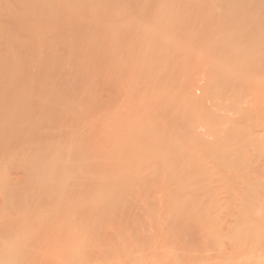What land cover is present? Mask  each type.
<instances>
[{
	"label": "rangeland",
	"instance_id": "374dc122",
	"mask_svg": "<svg viewBox=\"0 0 264 264\" xmlns=\"http://www.w3.org/2000/svg\"><path fill=\"white\" fill-rule=\"evenodd\" d=\"M22 1H24V0H0V78H1V80H0V92H2V93H0V124H2L0 127H1V129H0V187L2 188H0V203H2V200H3V197H1V196H3V194L5 193V194H7V193H9L10 194V198L11 199H13V200H11V202L13 203V204H17L18 203V205H16L17 207L18 206H20L18 209H19V211L21 212H16L18 209H17V207L15 208V205H14V207H12V215L13 216H16V213H20V214H23L22 212H25V214H27V215H25L26 217H28L29 219H30V217H31V211H32V209L31 208H33L34 206H35V204H37V202H38V200H41L40 198V196H39V198H37L38 196L37 195H40L39 193L41 192V189H36V192L34 191V188H31L32 187V182L28 179L27 180V178H28V171H29V169H30V166H29V164H28V162L26 163V161H28L29 160V158H30V160L32 159V158H35V157H37V156H40L41 155V153H42V151H43V149L42 148H45V147H47V148H49L50 150H53L54 152H55V154L54 153H52V152H50L52 155L51 156H53L54 158H53V160L54 159H58L59 161H63V163H65V165H66V168H67V172H74V170H76L78 173L76 174L77 176H75L76 177V179H77V177H78V179H77V183H79V182H87V180L89 179V182H91L92 181V183L93 182H95L96 180H92V178L93 179H95V178H99V175L101 174H103V176H105L106 178V180L107 179H109V180H111L110 182L113 184V185H116V187H118V191L119 192H115L114 191V194H116L115 196H121V195H124V197H122V198H124V199H126V200H124V202L122 203V204H124V207H121V208H119L118 206V204L117 203H115V207H114V211H113V213L114 214H112V216H111V220H110V223H111V226H112V223H113V227H111L109 224H108V228H110L111 230L112 229H116V228H118V226L120 225L119 224V222H120V220H121V216H123L124 215V211L126 212V211H128V214H130L129 215V222L130 223H128L127 224V226H126V229H127V233H128V235L127 234H124V229H125V227H123V232L122 231H120L119 233L118 232H116L115 234L112 232H108V234L107 233H104L103 234V237H101V239L103 238V239H105V241H107L108 242V237H110L111 235L112 236H114V238H115V241H114V238H113V243L115 242V245H119L120 246V244H121V246L123 247V249L124 248H126V247H128V246H131L132 248L135 246V245H137V244H142V241H143V239L146 237L147 239H148V237L149 238H152V236L153 235H155V236H153V238L152 239H154V238H156V240H158V241H160V239L161 238H158V237H160V236H158V234H157V232L159 231V229H157L159 226H158V224H156V222L157 223H159V220H157L158 218H160V216H161V219L163 218V217H167L168 216V214H169V212H170V208L171 207H169V206H172V204H174L175 202H176V204H175V206L177 207V209L179 210L178 212H179V218H180V222L181 223H179V224H182L181 225V229L182 228H184V226L186 225L187 226V224H188V220H186L187 218V214H189V213H191V212H189V211H195V206H194V204H195V201H196V199H198L199 198V196L200 195H198L199 193H201V188H199L200 187V185L198 184L200 181H203V180H205V181H203L204 183H208V184H210L211 186H213L214 185V183H212V182H209V178H208V176L210 175V173L208 172L209 171V169L208 168H211L213 165L212 164H215V163H213V160L216 162L218 159V161H219V163L221 162H224V163H227V164H230L232 161L233 162H235V164H234V167L236 166V164H237V168H240V166L241 167H244V168H252L251 166H253V168L254 167H261L262 165H263V163H264V126H262V123H263V125H264V121L263 122H258V117H259V115H260V113L263 111V108L264 107H262V109L260 108L261 106L259 105L260 103L258 102L259 100H261V99H263L264 100V88H262L263 86H264V73H263V70L264 69H262L263 67H264V59H263V56H264V52H262V53H260L263 49L262 48H264V46L263 47H261V51L259 50V54H253V57L252 56H250V57H248V56H244V57H242L241 56V62H243V63H241L240 64V70H242V71H240V72H242L241 74H240V72L238 73L237 72V76H239V78H244L245 80H241L240 79V81H239V85H240V82H241V86H242V82L244 83V81H245V83L243 84V87H247V88H242L241 86H240V88H242L241 90H238V92L239 91H241L242 92V94H244V95H246V96H244V95H242L240 92H239V94H241V97L239 96V94H238V98L240 97L241 99H239V101H240V103L241 102H243V103H241V106H243V105H246L245 107L246 108H244V110L246 109V112H247V110H248V112H249V110H250V112H253V116L254 117H250L251 119H253L254 118V120H251V119H248V117L247 116H249L248 114L247 115H244V113H246L244 110H243V107H239V105H238V109L237 108H234V106H232V101H231V97H232V94H230L231 92L229 91L228 93H227V95L228 94H230L231 95V97H230V95H228L229 96V98H230V100H229V98H228V96L224 93V90L222 91L224 94H222L223 95V97H221V94H219L220 96H218V97H221V98H224V100L223 99H219V101H218V98L216 97V99L217 100H215V98H210V95H208L209 96V98H208V96L206 95V93H208L207 91L205 92L203 89H202V86L203 87H205V84H207V82H208V79H207V76H209L210 75V71H211V68H213V64L216 62V63H218L219 65H223V68L226 70L227 69V71H228V69L230 68H228L227 67V65H229V66H231V63L230 64H228V61L226 60V61H223L222 62V60H215V58L217 59L218 58V55L216 54L215 55V51L213 50V48H214V43H216V41L218 42V40L219 41H222V40H225V41H222L223 43V45L226 47V45L228 46V45H232V44H234V43H236V44H238L239 42H242V38H241V35H240V38L242 39L241 41H239V34L238 33H240V32H238L237 34H238V36H237V34H236V32H233L232 34H230V29L231 28H229V27H226V26H228V25H224L226 28H222V27H220V25L222 24V22L223 23H225L224 21H222L223 20V18H221L220 17V15L218 16V15H216V14H225V12H224V10H225V8L227 7L228 8V10L229 9H231V12H229L228 10H225L226 11V14H225V16L227 15V13L229 12V14L230 13H232L233 12V10H232V8L234 9V7L232 6L233 5V2H234V5L235 4H237V6H239V7H237V8H248V12L249 13H247V12H244L245 14H250V13H252V14H255L256 13V15L258 16H256L257 17V19H259L258 20V22H260L262 19H263V17H264V15H262V13L264 12V0H233V1H231V0H220V2H219V0H87V1H85L84 0V2H83V0H63V2H65V5L66 6H64L63 4V2H62V5H63V7H62V5H61V7L64 9V7H65V9H66V7H68L67 9H69L70 10V8H72V7H70V4L72 3V5H74V8H77L75 5H77L78 6V4L79 3H81L80 4V6H78L79 8H77V9H75V10H77L75 13H79L80 11H81V9H82V14H84V16H86V18H84V16H83V18H82V16L80 17V15L81 14H79V15H77V14H75V13H73V14H75V15H72L71 14V17H73V19H75V18H78L79 20H77V19H75V20H77V21H71L72 22V24L73 23H76V22H80V20H82V19H84V20H82L80 23H78V24H80V25H78V24H76L75 25V27H74V25H72V24H67L66 22H64V24L66 23L67 25H64V24H61L59 21H60V19H58L57 17H59L58 15H60V13H61V11H60V13H59V10H58V15L55 17V18H57V22H56V20L54 19V17L52 18L51 17V20H53L54 19V22L55 23H60V27L57 25V24H54V22L53 23H50V25L47 23V25H46V22L45 23H42V30L44 29V27L45 26H43V24L44 25H46V27H45V29H46V31H45V29L43 30V31H41V28H40V26H38V27H36L35 25H32V26H34L33 28H31V26H29V25H31V22H32V20H29V19H31V17H33V21L35 20L34 18H36V21L38 22V23H40V25H41V22H43L42 20H39V19H37V17L35 16V15H38L39 13H41V12H39L36 8L37 7H43L42 5H41V2H40V4H38V6H37V3H38V1H42V3H43V5H44V3H48V4H50L49 6H50V8H52V9H49V12H50V10L52 11L53 9H54V11H55V9L56 8H53V7H60L58 4L61 2V0H60V2H58V4H57V0H25V2H22ZM59 1V0H58ZM70 1H71V3H70ZM93 1V2H92ZM98 1H100V3H98ZM105 1V2H104ZM106 1H108V3L106 2ZM114 1V2H113ZM121 1V2H120ZM130 1V2H129ZM157 1H158V3L159 4H162L161 6H159V7H161V8H159L158 10H156L157 11V13L155 12V2L157 3ZM180 1V2H179ZM204 1V2H203ZM28 2V3H27ZM30 2V3H29ZM32 2V3H31ZM34 2H37V3H34ZM56 2V3H55ZM78 2V3H77ZM101 2H103V3H101ZM120 2V3H119ZM129 2V3H128ZM132 2V3H131ZM136 2V3H135ZM138 2V3H137ZM177 2V3H176ZM184 2H186V3H184ZM207 2V3H206ZM221 2H223V3H221ZM237 2V3H236ZM248 4H247V3ZM254 2V3H253ZM24 3V5L26 6H24V5H22ZM34 3V4H33ZM86 3V4H85ZM96 3H98L97 4V6H96ZM106 3L108 4V5H112V6H109V8L110 9H108V6L106 5ZM122 3H124V4H122ZM146 3V5H144ZM149 3L151 4V5H149ZM156 4V5H159V4ZM188 3V4H187ZM225 3V4H224ZM232 3V4H231ZM252 3V4H251ZM263 3V7L262 6H260L261 4ZM30 4V5H29ZM32 4V5H31ZM36 4V5H35ZM56 4H57V6H56ZM115 4V5H114ZM193 5V6H191L190 8L191 9H189V6L190 5ZM231 4V7L229 6ZM247 4V6H245ZM29 5V6H28ZM35 6V8H34V6ZM40 5V6H39ZM68 5V6H67ZM87 5V6H86ZM102 6L103 5V8L102 7H98V6ZM121 5H123V7H121ZM143 5L145 6L144 8H143ZM167 5V6H166ZM189 5V6H188ZM214 5V6H213ZM241 5V6H240ZM250 5V6H249ZM259 5V6H258ZM33 6V8L35 9V10H37L38 12V14H35L34 16H33V14L36 12V11H34V9H33V12L31 11V10H28V7H30V9H32L31 7ZM37 6V7H36ZM91 6V7H90ZM95 6V7H94ZM120 6V8H118ZM134 6V7H133ZM137 6V7H136ZM149 6H150V9H148L149 8ZM153 6V7H152ZM155 6V7H154ZM201 6V7H200ZM250 7V9H249V7ZM257 6L259 7V9L257 8ZM47 7V6H46ZM70 7V8H69ZM82 7V8H81ZM85 9H84V8ZM113 7H115V8H113ZM140 7V8H139ZM158 7V6H157ZM172 7V9H170V8ZM177 7H178V9H177ZM220 7V8H219ZM223 9H222V8ZM230 7V8H229ZM235 7V8H236ZM22 8V9H21ZM26 8H27V10H26ZM49 8V7H48ZM96 8V9H95ZM101 9L100 11H99V9ZM104 8H106V9H104ZM121 8H123L122 10H121ZM134 8V9H133ZM143 8V9H142ZM146 8H147V11H146ZM169 10H168V9ZM209 8V9H208ZM226 8V9H227ZM24 9V10H23ZM39 10H40V8H38ZM59 9H61V8H59ZM63 9H61V10H63ZM67 9L65 10L66 12H67ZM73 9V8H72ZM94 11H93V10ZM98 9V10H97ZM111 9H112V11H111ZM139 9H142V10H140L139 11ZM165 9V10H164ZM202 9V10H201ZM217 9V10H216ZM243 9V10H244ZM251 9H253V10H251ZM263 9V10H262ZM41 10H42V8H41ZM45 9L43 8V10H42V12L44 11ZM84 10H86L85 12L87 13H85V12H83ZM126 10V11H125ZM131 10L133 11V13L131 12ZM144 10V11H143ZM149 10H152V11H150L149 12ZM221 10V11H220ZM237 10V9H236ZM235 10V11H236ZM240 10H242V9H240ZM242 10V11H243ZM246 10V9H245ZM244 10V11H245ZM257 10V11H256ZM25 11H30V14L32 15V16H30L29 17V14H28V12H25ZM47 11V9L45 10V12ZM53 11V12H54ZM64 11V10H63ZM72 11H74V9L73 10H71L70 11V13H72ZM87 11H89V12H87ZM107 11V12H106ZM119 11V12H118ZM142 11V12H141ZM193 11H195L194 13H193ZM228 11V12H227ZM238 11V10H237ZM253 11V12H252ZM255 11V12H254ZM258 11H259V14H258ZM56 12V11H55ZM98 12H100V15H98L99 13ZM104 12H105V15L103 16L102 14H104ZM117 12H118V14H117ZM125 12V13H124ZM127 12V13H126ZM141 13V14H137V13ZM152 12H154V14H152ZM161 12V13H160ZM181 12V13H180ZM189 12L190 13H192V15L191 14H189ZM203 12V13H202ZM223 12V13H222ZM262 12V13H261ZM51 13L52 12H50V13H48V15L50 16L51 15ZM89 13V14H88ZM90 13H91V15H95L96 16V13H98L97 15H98V18L97 17H95L96 19H94V17L92 18V17H90ZM107 13V14H106ZM116 13V14H115ZM131 13V14H130ZM149 13H150V15H149ZM177 13V14H176ZM27 14V15H26ZM43 14H45L46 16H48L46 13H42V16H44ZM54 14V13H53ZM67 14V13H66ZM124 14V15H123ZM126 14V15H125ZM135 14V15H134ZM137 14V15H136ZM160 15L159 17H161L162 16V18L164 19V23H163V25H165L164 26V29L162 30V32L164 33V34H166L167 36H168V39L167 40H165L163 43H161L160 45H158L159 43H157L156 45L158 46V49L159 50H163V49H165V46L167 47V50L168 49H173L174 50V48H175V50L176 51H179L180 49H182L183 50V55L181 56V54H180V58H178V57H176L179 61L177 62L176 61V69L178 68V79H180L179 81L176 79V76L174 75V74H172V73H170L171 71H174V70H171V69H169L168 67H170V68H172L169 64H168V67H167V65H165V69H169V74H170V77H169V74L168 73H165L166 75H163V76H166L165 77V80H167L166 82H167V85H168V87H169V89L171 88L172 90L173 89H178L177 91H179L181 88H179V87H182V88H185L186 89V86L184 87V85H183V82L185 83V80L184 81H181L182 80V76H183V78H185V76L187 75V72H189V71H191L192 73H194V77L196 78V80H197V87H200V88H196L195 89V87H194V89L195 90H193V88H192V95H200V97L203 95V94H205L206 96V98H204V99H202V97L200 98L199 96V101H196L195 102V97H197V96H194V98H192V96H191V94H189L188 95V93H187V91L189 90H187L186 89V91H185V89H184V92L186 93V95H188V96H186L185 94H183V91L182 90H180L178 93L179 94H181V95H179V94H177V91H176V97H175V94H174V92H175V90H174V92L173 91H168V92H166L168 89V87H167V85H165V87L163 88L162 87V89L164 90L165 89V91L164 92H162V90H161V86H159L160 87V89L159 88H157V89H155L154 88V86H152L153 84H151V83H149V81L147 80V81H144V79L142 80V76L144 77V76H146L145 74H143V73H147V71L145 70V72L143 71V73L140 71V73H142V74H140V73H138V74H140V76L138 75V77L137 76H135L134 77V75H133V73L135 74L136 73V71L137 70H140L139 68H142V67H139V68H137V70H135V72H133L134 71V68L132 67L133 65H134V61L132 62V61H130V60H135V58H141V57H145V53L147 54V50H151L150 48H152V50H156L155 49V47H156V45H154V44H152V43H156V42H146V37H145V42L143 41V39H144V37H143V34H141V33H138V35H137V37H136V35H134V33H136L135 32V30L136 29H139L138 27L140 26V30H144L146 33H144V34H146L147 35V33H149V31H151V34L153 33L152 31L155 29V27L153 26V24H152V22H150L149 21V19H151V17L149 18V16H152V17H154L155 15ZM170 14V15H169ZM179 14V15H178ZM195 14V15H194ZM216 16H215V15ZM223 14V15H224ZM227 15L226 17L228 18V19H230L229 17H232L231 15L233 14H231V15ZM237 14H242V13H237ZM251 14V15H252ZM264 14V13H263ZM26 15V16H25ZM55 15V14H54ZM62 15H65V12H64V14H62ZM62 15H60V17H62ZM68 15V14H67ZM67 15H65V18H68V20L71 18L69 15L67 16ZM87 15H88V17H89V19H87ZM102 15V17L100 18L99 16H101ZM115 15H117V16H115ZM119 15V16H118ZM121 15H123V16H121ZM129 15V16H128ZM138 15H141V16H139V17H137ZM143 15V16H142ZM146 15V16H145ZM194 15V16H193ZM202 15V16H201ZM223 15H221L222 17H223ZM244 15V14H243ZM260 15V16H259ZM262 15V16H261ZM29 18H28V17ZM38 16H40V15H38ZM46 16H44L45 18H46ZM49 16H48V18H49ZM53 16V15H52ZM67 16V17H66ZM75 16V17H74ZM115 16V17H114ZM179 16V17H178ZM192 16V17H191ZM207 16V17H206ZM210 16V17H209ZM234 16H237V17H235L236 19L238 18V15H236L235 14V12H234ZM246 16V15H245ZM248 16H250V15H248ZM254 16V15H253ZM253 16H251V19H252V17ZM64 17V16H63ZM81 19H80V18ZM104 17V18H103ZM118 17H120L119 19H118ZM123 17V18H122ZM126 17V18H125ZM133 17H135L134 19H138V18H143V19H145L144 21H143V19H140V20H142L143 22L141 23V21L140 22H138V21H136L135 23L133 22L134 21V19H133ZM137 17V18H136ZM174 17V18H173ZM195 17V18H194ZM206 17V18H205ZM212 17V18H211ZM214 17H215V21H213L214 20ZM28 18V19H27ZM64 18V19H65ZM93 19V20H91V19ZM128 18H129V20H128ZM204 18V19H203ZM207 18H208V20H209V24H208V20H207ZM209 18H211V20L209 19ZM220 19V20H218V19ZM225 18V17H224ZM262 18V19H261ZM44 19V18H43ZM63 19V18H62ZM85 19H87V21L85 20ZM101 19V20H100ZM107 19V20H106ZM118 19V20H117ZM169 19L171 20V21H169ZM198 19V21L196 22V20ZM200 19V20H199ZM203 19V20H202ZM45 20H47V18L46 19H44V21ZM68 20H66L65 19V21H68ZM70 20H72V19H70ZM69 20V21H70ZM90 22H89V21ZM98 20H100V21H98ZM113 20V21H112ZM116 20V21H115ZM121 20V21H120ZM127 20V22H130L131 23V25H132V30H134V28H135V30H134V33L132 32V33H130V34H127V33H125V30L123 29L124 28V22ZM179 21V24H178V21ZM183 20H186V21H183ZM193 20V21H192ZM225 20V19H224ZM252 20H254V18L252 19ZM29 21H31L30 22V24H29ZM35 21V22H36ZM84 21V22H83ZM86 21V22H85ZM112 21V22H111ZM172 21H173V24H172ZM175 21V22H174ZM201 21V22H200ZM221 22V24H216V23H220ZM230 21H231V19H230ZM254 21H256V19L254 20ZM35 22L33 23L32 22V24H35ZM49 22V21H48ZM83 22V23H82ZM96 22V23H95ZM98 22V23H97ZM106 22V23H105ZM111 22V23H110ZM123 25V28H122V26H121V24ZM138 22V23H137ZM146 22V23H145ZM166 22V23H165ZM204 22V23H203ZM205 22H206V24H205ZM213 22H214V25H216V27H219V28H215V26H213ZM227 22V21H226ZM229 22V21H228ZM257 22V23H258ZM85 23H87V24H85ZM88 23H90V24H92V25H90L89 24V26H88ZM134 23V24H133ZM198 23H199V26H198ZM200 23H202V25H203V27H201L200 26ZM211 23H212V26H210L211 25ZM37 24V23H36ZM99 24H101V25H99ZM111 24H112V26H111ZM114 24V25H113ZM119 24V25H118ZM191 24H192V26H191ZM207 24H208V27H209V29H208V27L206 28V26H207ZM262 24V23H261ZM29 26V28L31 29H29L28 28V26ZM52 25H56L59 29H61V27H63L62 29H64V30H58L57 28V30L58 31H62V33H61V35L60 36H62V38L64 37V35L63 34H65L66 32H67V30H68V27H71V25L73 26V28H75L76 30H77V28H78V30H77V32L79 31V35L78 34H76L77 32H74V30L73 31H71V32H73L71 35H77V37H75V36H72V38H74V39H76V38H79V39H76V41L74 40V43H73V40H72V38H69L72 42L70 43V44H77V45H80V46H77L76 45V47L75 48H77V49H74L73 51H74V53L75 54H77V55H75L74 56V53H73V51L71 52V54H72V56H74L73 58H74V62H73V64H71V61H72V59L69 61H67V62H69L68 64L70 65H66L67 66V68H66V66H65V68L66 69H68L69 68V70H68V72L69 73H67V71H66V69H65V71L66 72H62V70H61V68H57V67H55L56 65H58V64H60V62H59V60H58V52L57 51H59L62 47H63V44L64 43H62L64 40L66 41V39H68V37H69V35L67 34V37H66V34H65V37L61 40L60 39V36H58V34H60V32H58L57 33V30H54L55 29V26H54V28L52 27ZM82 25V26H81ZM95 25V26H94ZM99 25V26H98ZM137 25H138V27H137ZM184 25V26H183ZM189 25V26H188ZM198 27H197V26ZM219 25V26H218ZM252 25V24H251ZM258 25V24H257ZM264 25V24H263ZM27 26V27H26ZM47 26H50L51 28H52V30L53 31H55V33L57 34V36L58 37H55L59 42H60V44L58 43V41L56 42V44L58 43V45H56L58 48H59V50H57V49H55L56 47L54 46V49L55 50H53V51H56L58 54H57V57H56V53L55 52H50V48H48V51L46 50V47L49 45L48 43L50 42V39H51V37L50 36H52L51 34L49 35V31H47V30H49L50 29V27H48L47 28ZM81 26V27H80ZM109 26V27H108ZM167 26V27H166ZM169 26V27H168ZM172 26H173V28H172ZM178 26V27H177ZM205 26V27H204ZM253 26V25H252ZM25 27V28H24ZM65 27H66V29H65ZM77 27V28H76ZM105 27V28H104ZM118 27V28H117ZM142 27V28H141ZM146 27V28H145ZM199 27H201V28H199ZM248 27V26H247ZM251 27V26H250ZM256 26H254V28H255ZM258 27H260L261 28V26H258ZM257 27V28H258ZM40 28V29H39ZM80 28H82V29H80ZM94 28V29H93ZM97 28V29H96ZM98 28H99V31H98ZM253 28V27H252ZM259 28V29H260ZM29 29V30H28ZM71 29H72V27H71ZM70 28H69V30H71ZM92 29V30H91ZM110 31H112V32H109V30ZM114 29L116 30V31H114ZM150 29V30H149ZM171 29V30H170ZM191 29V30H190ZM197 29H198V31H197ZM201 29V30H200ZM248 29H250V28H248ZM256 29V28H255ZM263 29H264V26H263ZM33 30V31H32ZM40 30V31H39ZM66 30V32H64ZM75 30V31H76ZM117 30H118V32L119 33H124L125 34V37H126V35H127V37H128V35H132V37H134V38H136V39H138L139 38V40L141 39V43L139 42V40L137 41V40H135V42L133 43L134 45H131V40H134V38L132 39H128V40H125L126 38L124 37V38H122L121 36H120V38H121V41H118V39L120 40V38H119V35L120 34H118V39H117V37H116V35H117ZM122 30H124V31H122ZM147 30V31H146ZM179 30V31H178ZM205 30V31H204ZM207 30H208V32H207ZM258 30V29H257ZM256 30V31H257ZM261 30V29H260ZM93 32V33H91V32ZM95 31H96V33H98V34H96L95 33ZM102 31V32H101ZM106 31L108 32V33H110V34H108V33H106ZM167 31V32H166ZM175 31V32H174ZM201 31H203V32H201ZM210 31V32H209ZM221 31V32H220ZM225 31V32H224ZM251 31V30H250ZM253 31V30H252ZM264 30H262V32H263ZM64 32V33H63ZM70 31H68L67 33H69ZM102 34H101V33ZM106 33V35H105V33ZM113 32H114V34H113ZM177 32V33H176ZM244 32V31H243ZM243 32H241V34L243 33ZM258 32V31H257ZM261 32V31H260ZM51 33H52V31H51ZM54 32L52 33V34H54V36H56V34H55ZM75 33V34H74ZM80 33H83L84 34V37L82 36L83 34H81L80 35ZM88 33V34H87ZM104 33V34H103ZM111 33H112V36H111ZM172 33V34H171ZM186 33V34H185ZM222 33H223V35H222ZM246 33V32H245ZM264 33V32H263ZM263 33H260L259 34V37L257 36V38H259L260 39V41H261V38L264 36L263 35ZM101 34V35H100ZM123 34V35H124ZM150 34V33H149ZM148 34V35H149ZM202 34V35H201ZM208 34V35H207ZM220 34V35H219ZM253 34V33H252ZM252 34H250V36H253ZM254 34H255V32H254ZM71 35H70V37H71ZM87 35L88 36H90V38H92V40H90V38L89 37H87ZM94 35V36H93ZM95 35H96V37H95ZM103 35V36H102ZM105 35V36H104ZM109 35L112 37H109ZM212 35H214V36H212ZM233 35H234V37H233ZM257 34H255V36H256ZM260 35H262L261 37H260ZM47 36H49L50 38H47V39H45V37H47ZM54 36H52V38H54ZM93 36V37H92ZM99 36H101L102 37V39L100 40L98 37ZM113 36H115V37H113ZM129 36V37H130ZM139 36V37H138ZM174 36V37H173ZM228 36V37H227ZM244 36H246V35H243V37ZM248 36V35H247ZM246 36V37H247ZM83 37V38H82ZM100 37V38H101ZM104 37V38H103ZM128 37V38H129ZM170 37V38H169ZM59 38V39H58ZM66 38V39H65ZM86 38V39H85ZM89 38V39H88ZM94 38V39H93ZM97 38V39H96ZM106 38H111V39H106ZM114 38H115V40H114ZM251 38V37H250ZM254 38V37H253ZM252 38V39H253ZM67 40L68 42H70V40ZM81 39H84L85 41V44H88V46L87 45H85L82 41H81ZM87 39L88 40H90L91 41V44H92V46L90 45V42H88L87 41ZM97 41H96V40ZM190 39V40H189ZM222 39V40H221ZM229 39V40H228ZM236 39V40H235ZM245 39H247V38H245ZM256 39V38H255ZM264 39V37L262 38V40ZM53 40V43H52V41L50 42L51 43V45L52 44H54V39H52ZM105 40V41H104ZM110 40V41H109ZM117 40V41H116ZM122 40H125L126 42H129V44L131 45V48H130V52H128V50L126 51V49L125 48H127V46L126 45H128V43H125V41H122ZM236 42H235V41ZM248 40V39H247ZM246 40V41H247ZM250 40V39H249ZM62 41V42H61ZM79 41H81V43H83L82 44V46H81V44L79 43L78 44V42ZM108 41V42H107ZM147 41H150V40H147ZM175 41V42H174ZM178 41V42H177ZM181 41V42H180ZM203 41V42H202ZM232 41V42H231ZM237 41H239V42H237ZM68 42H65V43H67L68 44ZM98 42V43H97ZM101 42H102V44H101ZM118 43V45H117V43ZM120 42H122V43H120ZM137 42V43H136ZM139 42V43H138ZM143 42L145 43V44H143ZM169 42V43H168ZM188 42V43H187ZM229 42V43H228ZM234 42V43H233ZM264 42V40L262 41V43ZM94 43H95V45H94ZM107 43V44H106ZM110 43V44H109ZM113 43V44H112ZM150 43V44H149ZM176 43V44H175ZM196 43V44H195ZM226 45H225V44ZM257 43V42H256ZM261 42H259V44H260ZM45 44H46V47H45ZM48 44V45H47ZM66 44V46L68 47V48H70V44H68L67 45ZM72 44V45H73ZM101 44V45H100ZM115 44V45H114ZM135 44H137V45H135ZM152 44V45H151ZM166 44V45H165ZM167 44H168V46H167ZM50 45V47L52 48V46ZM59 45H62V47L60 46L59 47ZM97 45H100V47L102 48H99V46H97ZM108 45V46H107ZM114 45V46H113ZM117 45V46H116ZM147 45V46H146ZM155 46V47H152V46ZM171 45H173V46H171ZM210 45H211V47H210ZM65 46V45H64ZM84 46V47H83ZM86 46V47H85ZM96 46V47H95ZM133 46V47H132ZM137 46V47H136ZM146 46V47H145ZM170 46V47H169ZM193 46V47H192ZM212 46H213V48H212ZM239 45H237V47H238ZM262 46V45H261ZM45 47V48H44ZM74 47H72L71 46V48H74ZM80 48V51H85V52H80L79 51V53H76V52H78L77 50H79V48ZM81 47L84 49V50H82L81 49ZM89 49H88V48ZM91 47V48H90ZM113 47V48H112ZM119 47V48H118ZM122 47V48H121ZM130 47V46H129ZM129 47H128V49H129ZM164 47V48H163ZM173 47V48H172ZM177 47H179V48H177ZM64 48V47H63ZM85 48H86V50H85ZM98 48V49H97ZM110 48H112V49H110ZM117 48V49H116ZM145 48V49H144ZM154 48V49H153ZM101 49V50H100ZM120 49L122 50V51H120ZM135 49H137V52H136V50ZM142 49V50H141ZM188 49V50H187ZM191 49V50H190ZM258 49H259V47H258ZM65 51L66 50H68V49H64ZM75 50H76V52H75ZM91 50H93V51H91ZM97 50V51H96ZM113 50V51H112ZM138 50L140 51V53L138 52ZM166 50V49H165ZM48 53H46V52ZM63 50L61 49L60 50V52H62ZM65 51H63V54H64V52ZM69 51H71V49H69ZM87 51V52H86ZM115 51H116V53H115ZM169 51V50H168ZM187 51V52H186ZM207 51H209V52H207ZM214 51V52H213ZM264 51V50H263ZM5 52H6V54H8V57L9 58H7V56L5 55ZM92 52H94V53H92ZM97 52V53H96ZM99 52H101L100 54H99ZM107 52H109V53H107ZM122 52V53H121ZM125 52V53H124ZM128 52V53H127ZM132 52V54H129V53H131ZM180 52H181V50H180ZM224 52V51H223ZM36 55H35V54ZM40 53V54H39ZM45 53V54H44ZM55 54V59H57L58 60V62L59 63H57V61L55 60V59H53V54ZM88 53V54H87ZM96 53V54H95ZM111 53H113V54H111ZM126 53H127V55H126ZM144 54L143 56H141L142 54ZM214 53V56L212 55ZM216 53H218V52H216ZM256 53H258V52H256ZM11 54V55H10ZM35 56H34V55ZM79 54V55H78ZM86 54V55H85ZM99 56H98V55ZM102 54H103V56H102ZM121 54H123V56L121 55ZM221 54H223V53H221ZM252 53H250V55H251ZM2 55H4V56H2ZM49 55H51V56H49ZM60 56L62 55V53L61 54H59ZM81 55V57H79ZM89 55H90V57H89ZM96 55L98 56V57H96ZM101 55V56H100ZM115 55H117V56H115ZM137 57H136V56ZM224 55H225V52H224ZM256 55H258V56H256ZM30 56H32L31 58H30ZM77 56V57H76ZM107 56H109V57H107ZM110 56H112V57H110ZM113 56H115V57H113ZM118 56H119V58H118ZM121 56V57H120ZM130 58H129V57ZM133 56H135V57H133ZM211 56H213V57H211ZM221 56V55H220ZM260 56H262V58L260 57ZM11 57H13V58H11ZM40 57H42V58H40ZM50 57H52V58H50ZM76 57V58H75ZM83 57V58H82ZM94 57L95 58H97V59H95L94 60ZM102 57H103V59H102ZM159 57H160V55H159ZM193 57H194V59H193ZM208 57V58H207ZM215 57V58H214ZM258 59H257V58ZM37 58H38V60H37ZM40 58V59H39ZM47 58H48V60H47ZM60 58V57H59ZM90 60H89V59ZM100 58V59H99ZM105 58H107V60L105 59ZM188 58V59H187ZM214 58V59H213ZM220 58V57H219ZM222 58H224V57H222ZM7 59V60H6ZM14 59V60H13ZM51 59V60H50ZM85 60V63L83 62L84 60ZM110 59H112V60H110ZM184 59H185V61H184ZM210 59H211V61H210ZM252 60V61H250V60ZM12 60V61H11ZM41 60H44V61H42V63L40 62ZM76 60V61H75ZM82 60V61H81ZM86 60H87V62H86ZM100 60H102V61H104V64L100 61ZM105 60H106V62H105ZM110 60V61H109ZM123 60V61H122ZM126 60H128L129 61V63L126 61ZM187 60V61H186ZM202 60V61H201ZM207 60V61H206ZM244 60H246V61H244ZM261 60H263V61H261ZM48 61V62H47ZM51 61V62H50ZM54 62V64H53V62ZM88 61H90V62H88ZM96 63H95V62ZM98 61H100V62H98ZM125 61V62H124ZM204 61V62H203ZM212 61H213V64H212ZM215 61V62H214ZM251 63V66H249L250 65V63ZM5 62V63H4ZM8 64H7V63ZM15 62H16V64L18 65L19 63V65L21 66V68L20 67H18L17 65H15ZM39 62V63H38ZM46 62V63H45ZM78 62H79V64H78ZM82 62V63H81ZM111 62V63H110ZM117 62V63H116ZM199 62V63H198ZM206 62V63H205ZM225 62H226V64H225ZM244 62H245V64H244ZM9 63H10V65H9ZM38 63V64H37ZM53 64V66L55 67H53L52 66V68L51 67H49L50 65L49 64ZM74 63H75V65H74ZM99 63V64H98ZM119 63H121V64H119ZM125 63V64H124ZM127 63H128V65H127ZM131 63L133 64V65H131ZM179 63V64H178ZM224 63V64H223ZM260 63H262V64H260ZM5 64V65H4ZM49 66H48V65ZM76 64H77V66H76ZM81 64V65H80ZM85 64H87L86 66H85ZM95 64V65H94ZM99 66H98V65ZM102 64V65H101ZM106 64V65H105ZM172 64V63H171ZM243 64V65H242ZM6 65H8L7 67H6ZM82 65H83V67H82ZM112 65V66H111ZM121 66V67H119V66ZM173 65H175V63H173ZM192 65V66H191ZM210 65V66H209ZM248 65V66H247ZM261 67H260V66ZM17 66V67H16ZM37 66L39 67V68H37ZM69 66V67H68ZM72 66H74V67H72ZM97 66H98V68H97ZM118 67V69H117V67ZM181 66V67H180ZM195 66H197V67H195ZM201 66V67H200ZM225 66V67H224ZM245 66H246V68H245ZM253 66V67H252ZM259 66V67H258ZM6 67V68H5ZM8 67H12L11 69L10 68H8ZM44 67V68H43ZM48 67V68H47ZM70 67H72V68H70ZM103 67H104V70H103ZM123 67H124V69H123ZM128 67H129V69H130V71H131V73H130V71H126L127 69H128ZM174 67V66H173ZM174 67V68H175ZM187 67V68H186ZM190 67V68H189ZM203 67H205V68H203ZM14 68L16 69V70H14ZM18 68V69H17ZM20 68V69H19ZM50 68V70L52 71H50V70H48ZM74 68V69H73ZM77 68H79V70L77 69ZM84 68V69H83ZM94 68L96 69V70H94ZM122 68V69H121ZM133 68V69H132ZM199 68V69H198ZM208 68V69H207ZM244 70H243V69ZM254 68V69H253ZM259 70H258V69ZM8 69V70H7ZM21 69H23L22 71H21ZM39 69V70H38ZM48 70V71H46V70ZM54 71H53V70ZM80 69H82V71L81 72H83V74L81 73V74H79V72H76L77 70L78 71H80ZM89 69V70H88ZM98 69H101V70H98ZM176 69H175V71H176ZM183 69V70H182ZM188 69V70H187ZM254 71H253V70ZM255 69H257V70H255ZM59 70H61L60 72H58ZM73 70V71H72ZM86 70V71H85ZM93 70L95 71V73H96V71H97V73L95 74L94 72H93ZM143 70V69H142ZM171 70V71H170ZM193 70V71H192ZM196 70V71H195ZM203 70V71H202ZM246 70V71H245ZM248 70V71H247ZM262 70V71H261ZM10 71V72H9ZM14 71H16V72H14ZM19 71V72H18ZM44 71H46V72H48V73H43ZM75 71V72H74ZM91 71V72H90ZM118 71V72H117ZM123 71H125V72H123ZM183 71H185V72H183ZM198 71V72H197ZM205 71V72H204ZM253 71V72H252ZM258 71V72H257ZM259 71H260V73H259ZM21 72V73H20ZM24 72H26V73H24ZM72 72H74L73 73V76H72ZM85 72H86V74H85ZM90 72V73H89ZM126 72H129V74H127ZM166 72H167V70H166ZM180 72V73H179ZM183 74H182V73ZM208 72H210V73H208ZM212 72H213V69H212ZM244 72H246V73H244ZM250 72V73H249ZM7 73V74H6ZM14 73V74H13ZM17 73V74H16ZM43 73V74H42ZM52 73L54 74V75H52ZM55 73H57L58 75H56ZM117 73V74H116ZM120 73V74H119ZM126 73V74H125ZM174 73V72H173ZM199 73V74H198ZM255 73H256V75L258 76V78H257V76L255 75ZM11 74H12V76H11ZM16 74V75H15ZM20 74H23V75H21V76H19ZM40 74H42V75H40V77H37V76H39ZM49 74H51L50 76H48ZM118 74L119 75H121V77L120 76H118ZM123 74V75H122ZM130 74H132V79H131V75ZM174 75V76H172V75ZM182 74V75H181ZM203 74V75H202ZM205 74V75H204ZM248 74V75H247ZM250 74H251V77H250ZM261 74V75H260ZM44 75V76H43ZM46 75V76H45ZM63 75H65V76H63ZM77 75V76H76ZM78 75H79V77H78ZM86 75V76H85ZM90 75V76H89ZM91 75H92V77H91ZM128 75H130V76H128ZM26 76V77H25ZM27 76H28V78H27ZM32 76V77H31ZM43 76V79H42V81H41V77ZM62 76V77H61ZM69 76H71V77H69ZM84 76H85V78H84ZM117 76V77H116ZM122 76H124V78H122ZM127 76H128V79H127ZM199 76H201V77H199ZM248 76V77H247ZM5 77V78H4ZM12 77V79L13 80H15L14 82H12L13 80L12 79H10ZM18 77V78H17ZM30 77L33 79H30ZM44 77H46V78H44ZM57 77V78H56ZM67 77V78H66ZM83 79H82V78ZM87 77V78H86ZM97 77V78H96ZM147 77V76H146ZM170 79H169V78ZM171 77H172V79H171ZM203 77V78H202ZM39 78V79H38ZM49 78V79H48ZM54 78V80H55V82H54V80L52 81V79ZM59 78V79H58ZM71 78V81L69 80ZM74 78V79H73ZM89 78V79H88ZM92 80H91V79ZM136 78V79H135ZM139 78H141V80H142V82L144 83V82H146V83H141L138 79ZM163 79H164V77H162ZM174 78H175V80H174ZM186 78H188V77H186ZM200 78H201V80L205 83V84H203L202 85V81L200 80ZM207 79V80H205V79ZM258 79L259 81H258V85H256V88H252L251 89V87L253 86V87H255V80L256 79ZM261 78V79H260ZM29 79V80H28ZM36 79V80H35ZM47 79V80H46ZM61 79V80H60ZM75 80V81H73V80ZM86 79V80H85ZM94 79H96V80H94ZM111 79V80H110ZM127 79V80H126ZM162 79V80H163ZM237 79V78H236ZM247 79H248V81H247ZM5 80V81H4ZM8 80V81H7ZM28 80V81H27ZM40 80V81H39ZM63 80V82L61 83V81ZM69 80V81H68ZM78 80H79V82H78ZM90 80V81H89ZM104 80V81H103ZM122 80H124V81H121ZM133 80V81H132ZM137 80L140 82L139 83V85L138 84H136V83H138L137 82ZM165 80L164 81H161L160 83L162 84V83H165L166 84V82H165ZM174 81L175 83H174V85H176V82H177V85L178 86H174L173 84H171L170 85V83H173L172 81ZM193 80H195L194 78H193ZM195 80V81H196ZM205 80V81H204ZM251 80V81H250ZM9 81H11V82H9ZM27 81V82H26ZM32 83H31V82ZM35 81V82H34ZM43 81H49L50 82V84H48V82L46 83H44ZM56 81H59V82H56ZM87 81H89V82H87ZM94 82V83H92V82ZM98 82V84H97V82ZM126 81V82H125ZM169 81H171V82H169ZM181 81V82H180ZM187 81V80H186ZM3 82H5V83H3ZM24 82L27 84H24ZM37 82H39V83H37ZM56 83V85H55V88H53L54 87V84ZM87 84H86V83ZM113 82V83H112ZM125 84H124V83ZM200 82V83H199ZM251 82H252V84H251ZM261 82H262V84H261ZM8 83V84H7ZM29 83H30V85H29ZM60 83V86H59V88H58V84ZM65 83V84H64ZM71 83V84H70ZM76 83V84H75ZM81 83V84H80ZM84 83V84H83ZM90 83H92V84H90ZM96 83V84H95ZM123 83V84H122ZM180 83H182V84H180ZM247 83V84H246ZM3 84V85H2ZM7 84V85H6ZM12 84V85H11ZM33 84V85H32ZM36 84H38L39 86H36ZM62 84V85H61ZM68 84H70V85H68ZM77 85V86H75V85ZM78 84H79V87H78ZM94 84L97 86H95L94 87ZM100 84V85H99ZM109 84V85H108ZM112 84V85H111ZM118 84V85H117ZM139 86L138 88H137V86ZM148 84V85H147ZM195 83H194V86L196 85ZM198 84H200V85H198ZM254 84V85H253ZM35 85V86H34ZM45 85L47 86V87H45ZM52 86V87H50V88H48V86ZM63 85H65L66 86V89H64L63 88ZM88 86V87H85V86ZM89 85H91L90 87H89ZM141 85V86H140ZM142 85L144 86V87H142ZM173 85V86H172ZM248 85L249 86H251V87H249L248 88ZM9 86V87H8ZM25 86H26V88H25ZM43 86H44V88H43ZM68 86H69V88H68ZM81 86V87H80ZM93 86V87H92ZM154 88V90L152 89V87ZM164 86V85H163ZM3 87V88H2ZM38 87V88H37ZM70 87H71V89H70ZM72 87H74V88H72ZM84 87V88H83ZM142 87V89H140ZM146 87V88H145ZM156 87V86H155ZM31 88V89H30ZM33 88V89H32ZM46 88H48V90H46ZM52 88V90H50ZM57 88V89H56ZM61 88V89H60ZM87 88V89H86ZM93 88H95V89H93ZM149 88V89H148ZM239 88V89H240ZM29 91H28V90ZM68 89H70V90H68ZM82 89H86V90H88V91H85V90H82ZM137 89H138V92H139V90H141L139 93L137 92ZM144 89H146V90H144ZM159 89V90H158ZM200 89V90H199ZM248 89V90H247ZM261 89V90H260ZM30 90H32V91H30ZM42 90V91H41ZM44 90H46V92L44 91ZM50 90V91H49ZM55 90V91H54ZM152 90V91H151ZM155 90H157V92L155 91ZM202 90V91H201ZM230 90V89H229ZM242 90H244V91H242ZM254 90V91H253ZM47 94V96H46V94L44 93V92ZM57 91L58 92H60V93H57ZM76 91V92H75ZM95 93H94V92ZM134 91H136V92H134ZM142 91H144V92H142ZM161 91V93H159ZM190 91V90H189ZM193 91H196L197 92V94H196V92H194V94H193ZM198 91L200 92V93H198ZM203 91H204V93H203ZM227 91H228V89H227ZM245 91H248V94H249V96H247V93L245 92ZM31 92H32V94H31ZM37 92V93H36ZM41 92H43V94L45 95H43L42 93V96L43 97H45V98H40L41 97V94L40 93ZM73 92H74V95H73ZM81 92V93H80ZM99 92L101 93V94H99ZM147 92V93H146ZM181 92V93H180ZM203 94H202V93ZM255 92V93H254ZM63 93V94H62ZM65 93V94H64ZM71 93H72V95H71ZM82 94V95H80V94ZM98 93V94H97ZM134 93V94H133ZM146 93V94H145ZM163 93V94H162ZM167 93H169V94H167ZM190 93V92H189ZM246 93V94H245ZM251 93V94H250ZM38 94H40V95H38ZM91 94V95H90ZM92 94H93V97H91L90 98V96H92ZM142 94H143V98H142ZM254 94V97H251V95H253ZM62 95H64V97H62ZM77 95V96H76ZM87 96V98H86V96ZM88 95H89V97H88ZM118 95H119V97H118ZM122 95V96H121ZM124 95V96H123ZM136 95V96H135ZM164 95V96H163ZM168 95V96H167ZM258 95V96H257ZM29 96V97H28ZM36 96H38L37 98H36ZM60 96V97H59ZM65 96L66 97H68V98H66L65 99ZM74 96H76V97H74ZM80 96H83V97H80ZM84 96H85V99H84V101H83V98H84ZM96 96V98H94ZM97 96H99L98 98H97ZM102 96V97H101ZM110 96H113V97H111L110 98ZM120 96H121V99H120ZM135 97V99H134V97ZM148 96V97H147ZM161 96V97H160ZM166 99V101H164V100H161V99H163V97ZM242 96H244L243 98H245V99H243L242 98ZM31 97V98H30ZM32 97H34V98H32ZM80 97V98H79ZM108 97V98H107ZM138 97V98H137ZM173 97V98H172ZM189 97H191V99H188L187 100V98H189ZM198 97H197V99H198ZM226 97V98H225ZM24 98H25V100H27V101H25L24 100ZM58 98V99H57ZM61 98V99H60ZM70 98V99H69ZM78 98V99H77ZM128 100H126V99ZM142 98V99H141ZM160 99V100H157V101H159V102H157L158 104H161V106H162V109L165 111V109H166V111L164 112L163 110L161 111V108H160V110L158 111V109L157 110H155V111H152L153 109V107L150 109V108H145L146 106L147 107H149V104H151L150 105V107L152 106V104L154 105V102L156 101L155 99ZM175 98V99H174ZM184 98V99H183ZM209 100H208V99ZM252 98V99H251ZM64 99V100H63ZM88 99H91V101H93L92 103V105H91V101L89 100V102H88ZM97 99V100H96ZM102 99V100H101ZM104 99V100H103ZM133 99V100H132ZM152 99V100H151ZM169 99H170V101H172V99H173V101L171 102V104H172V106H171V104H170V101H169ZM196 99V100H197ZM208 101H207V100ZM212 99H214L215 101H211ZM227 99V100H226ZM247 99V100H246ZM249 99H251L250 101H248ZM254 99V100H253ZM31 100V101H30ZM59 100V102H57ZM68 100L72 103H68ZM86 100V101H85ZM98 100H100V101H98ZM112 100H113V102H112ZM140 100V101H139ZM143 100V101H142ZM148 100L149 101H153L154 100V102H152V103H149L148 104ZM201 100H203L202 102L204 103H202V102H200ZM222 100V101H221ZM225 100H226V102H225ZM243 100V101H242ZM244 100H245V103H244ZM258 100V101H257ZM33 101V102H32ZM61 101V102H60ZM98 103H97V102ZM107 101L109 102V103H107ZM126 101V102H125ZM135 101H138V103L136 102V105L133 107V103L132 102H134L135 103ZM142 101V102H141ZM206 101V102H205ZM217 101V102H216ZM228 101H230V103L229 104H231V106L229 107H227V106H225L226 104H222V103H227V105H228ZM246 101H248L247 102V104H246ZM262 101V100H261ZM27 102H28V104H27ZM67 102V103H66ZM104 103V105L102 104L101 105V103ZM161 102V103H160ZM164 102L167 104V105H165L164 104ZM168 102H169V105H168ZM176 102V103H175ZM194 102V103H193ZM199 102V103H198ZM208 102V103H207ZM214 102V103H213ZM60 103V104H59ZM79 103V104H78ZM83 103V104H82ZM88 103L89 105H91V107L90 106H88V105H86V104ZM128 104V105H126V104ZM207 103V104H206ZM259 103V104H258ZM54 104V105H53ZM64 104V105H63ZM65 104H68V105H65ZM69 104H70V106H69ZM75 104V105H74ZM76 104H78V106L76 105ZM95 104V105H94ZM99 104V105H98ZM195 104H197V105H195ZM219 106L220 104H221V106H222V108L220 107V109H219V107L217 106V105ZM254 104V105H253ZM261 104H264L263 102L261 103ZM47 105V106H46ZM79 105H81V106H79ZM97 105V106H96ZM163 105H165V107L163 106ZM193 105V106H192ZM204 105V106H203ZM248 105H249V108H248ZM257 105H259V107L257 106ZM30 106V107H29ZM49 106L51 107V108H49ZM62 109H59V107ZM63 106H65V108L63 107ZM74 106V107H73ZM76 106V107H75ZM86 106H88V107H86ZM100 108H99V107ZM106 106V107H105ZM126 106V107H125ZM145 106V107H144ZM171 106V107H170ZM224 106H225V109H223L224 108ZM254 106V107H253ZM264 106V105H263ZM47 108V109H49L48 111H46L44 108ZM58 107V108H57ZM68 107H70V108H68ZM79 108V110L78 109H76V108ZM82 107V108H81ZM86 109V110H90L89 112H86V110H85V112H84V108ZM92 108L93 110H91L90 108ZM169 107V108H168ZM40 108H41V110H40ZM68 110H67V109ZM72 108H73V110H72ZM104 108H106V109H104ZM115 108V109H114ZM137 108V109H136ZM138 108H140V109H138ZM141 108H142V110H143V108H145V110H143V114H145V112H148V111H152V113L153 112H155V113H153V114H156V116H157V118H156V116L155 115H151L152 113H147V114H145V116H147V115H149V117L148 118H144L143 119V115H142V113H141ZM209 108V109H208ZM217 108V109H216ZM227 108H234L233 110H228ZM56 109H57V112H55L56 111ZM70 109H71V111H73V112H71L70 111ZM76 109V110H75ZM83 109V110H82ZM104 109V110H103ZM134 109L135 110H137V112L136 113H138L137 115H140V116H138L139 118H134L136 115L134 114ZM147 109V110H146ZM149 109V110H148ZM170 109H172V111L170 110ZM216 109V110H215ZM228 110V113L227 112H225V111H227ZM235 109H236V114H237V116H236V114H235ZM239 109H241V111L242 112H238L239 111ZM253 109V110H252ZM257 109V110H256ZM259 109V110H258ZM260 109H261V112H260ZM60 110V111H59ZM78 110V111H77ZM103 112H102V111ZM139 110V111H138ZM174 110V111H173ZM201 110V111H200ZM208 110H210V111H208ZM224 110V111H223ZM252 110V111H251ZM68 111H70V113L68 112ZM76 111V112H75ZM93 111H94V113H93ZM98 111H100V113L98 112ZM125 112V114H126V112H127V118H126V116H124L123 115V113ZM150 111V112H151ZM158 111V112H157ZM218 111H221V113H219ZM256 111V112H255ZM45 112V113H44ZM52 112V113H51ZM53 112H55V113H53ZM61 112V113H60ZM79 112V113H78ZM82 113V116L80 115L81 113ZM98 112V113H97ZM121 112H122V114H121ZM173 112V113H172ZM175 112V113H174ZM206 112V113H205ZM213 112H215V114L214 115H210V114H212ZM218 112V113H217ZM223 112H224V114H223ZM231 112V113H230ZM249 112V113H250ZM258 112H260V113H258ZM264 112V111H263ZM35 113V114H34ZM40 116L41 115V117H36L37 116V114ZM40 113H43V115L42 114H40ZM49 115H48V114ZM60 113V114H59ZM67 113H69V114H67ZM74 113H75V117H74ZM83 113H85V115L83 114ZM157 113H160V114H157ZM209 113V114H208ZM216 113H217V115H216ZM225 113H226V115H225ZM233 113V114H232ZM255 113H258V114H256V119H255ZM31 114V115H30ZM33 114V115H32ZM47 114V115H46ZM53 114V115H52ZM55 114H59L58 116L59 117H66V120H64V122L66 121V123H63L62 124V127H61V125L60 126H55V127H58V128H60V129H62V131H64L63 132V134H64V136H62L63 134H62V131L60 130V131H58L59 129H57L56 128V130H55V133L56 132H58L57 134H55V135H57V136H55L54 135V133L53 132H51L53 129H55V128H52V130L51 131H49L48 133H50V136L49 137H46V135H49L48 133H46L47 132V129H46V125H45V123H43L47 118H50V117H52L53 119L54 118H57V116L55 115ZM173 114V115H172ZM205 114V115H204ZM207 114L210 116L209 118H208V116H207ZM233 116V118H236L235 120H233V119H230V117H231V115ZM241 114L242 115H244V117L243 116H241ZM51 115V116H50ZM72 115V116H71ZM77 115V116H76ZM95 117H94V116ZM119 115V116H118ZM133 115H134V117H133ZM203 115V116H202ZM218 115H219V117H218ZM229 115H230V117H229ZM47 116H49V117H47ZM55 116V117H54ZM69 116V117H68ZM78 116H79V119H78ZM83 116H85V118L83 117ZM97 116V117H96ZM104 116V117H103ZM115 117V119H113V118H111V117ZM124 116V119L122 118V117ZM129 116V117H128ZM133 117V119H137V121H135V120H133L132 118H130V117ZM143 116V117H142ZM159 116V117H158ZM193 116V117H192ZM214 116H216L215 117V119H213L214 118ZM227 116V117H226ZM236 116V117H235ZM251 116H252V114H251ZM31 117H33V118H31ZM90 117V118H89ZM101 117V118H100ZM107 118V120L110 118L111 120H112V122H111V120H110V123H108V125H106L105 126V123H106V118ZM120 117V118H119ZM137 117V116H136ZM150 117H152V119L150 118ZM153 117L155 118V119H153ZM163 117V118H162ZM167 117V118H166ZM173 117V118H172ZM226 117V118H225ZM246 117V118H245ZM2 118V119H1ZM36 118V119H35ZM44 118H46L45 120H44ZM63 118V119H64ZM69 120H68V119ZM87 118H88V120H87ZM160 118H161V120H160ZM206 118V119H205ZM232 118V117H231ZM242 118V119H241ZM244 118V119H243ZM31 119V120H30ZM42 119H43V122H42ZM51 119V118H50ZM62 119V118H61ZM75 119V120H74ZM79 121H78V120ZM122 119V120H121ZM131 119V120H130ZM139 119H140V122H139ZM142 119L144 120V121H142ZM170 119V120H169ZM201 119V120H200ZM208 119V120H207ZM212 119V120H211ZM222 119V120H221ZM227 119V121L225 122V120ZM241 119V120H240ZM3 120V121H2ZM4 120H5V122H6V124L5 123H3L4 122ZM37 120H38V122H37ZM68 120V121H67ZM72 121V124H71V121ZM87 120V121H86ZM90 120V121H89ZM93 120H95V121H93ZM109 120H108V122H109ZM128 122H127V121ZM153 120V122H151ZM211 120V121H210ZM214 120V121H213ZM232 120V121H231ZM238 120V121H237ZM36 121V122H35ZM40 121V122H39ZM76 121H77V123H76ZM89 121V122H88ZM98 121V122H97ZM103 121V122H102ZM155 121H157V122H155ZM168 121V122H167ZM235 121V122H234ZM247 121V122H246ZM251 121V122H250ZM47 122V121H46ZM80 122V123H79ZM83 122V123H82ZM91 122H93V123H91ZM115 122H117V123H115ZM142 122V123H141ZM145 122V123H144ZM146 122H147V124H146ZM163 122V123H162ZM228 122V123H227ZM253 122V123H252ZM258 122V123H257ZM39 123V124H38ZM41 123V124H40ZM91 123V124H90ZM97 123V124H96ZM103 124L102 126H101V124ZM124 123H126V124H124ZM154 123V125H152ZM165 123V124H164ZM213 123V124H212ZM250 123H252V124H250ZM7 124H8V127L7 128H4V125H5V127L7 126ZM27 124V125H26ZM66 124V125H65ZM73 124H75L74 126H72ZM77 124V125H76ZM107 124V123H106ZM121 124V125H120ZM123 124V125H122ZM137 126H136V125ZM146 124V125H145ZM155 124H156V126H155ZM163 124L165 125V126H163ZM169 124V125H168ZM211 124V125H210ZM245 124V125H244ZM254 124V125H253ZM258 124H259V126H258ZM45 125V126H44ZM65 125V126H64ZM69 125V126H68ZM94 125H95V127H94ZM99 125V126H98ZM114 125H115V127H114ZM145 125V126H144ZM148 125V126H147ZM150 125H152V127L150 126ZM208 125V126H207ZM227 125V126H226ZM246 125H248V127L246 126ZM256 125V126H255ZM27 128H26V127ZM86 126V127H85ZM111 126H113L112 128H114L115 129V134H117V135H115L116 136V138H114L112 135V143H110L109 145L108 144H106L105 145V143L103 144V145H101L100 146V148H101V151H102V149H104L103 151H102V154H99V155H96V154H93V155H91V159H90V164L91 165H93L94 167H93V175H94V177H92L93 175L91 174V175H89L90 176V178H89V176L85 179V175H83V174H85V172L83 171V170H85V168L84 167H86L85 165H83L84 163L83 162H78V164H77V158L76 157H78V158H81V154L79 153L80 151H81V149H80V145H82L81 143L83 142V140L85 139H88V141L89 140H91V141H89L90 143L92 142L93 143V141L94 142H97L98 143V141L101 139V137L100 136H102V137H104V134H103V132H105V130L107 131V130H110L111 132H114V129H113V131L111 130V129H109V128H111ZM153 126H154V129L152 130V129H150V128H153ZM224 126V127H223ZM3 127V128H2ZM36 127V128H35ZM41 128V132H39L40 131V128ZM106 127H107V129H106ZM118 127V128H117ZM119 127H120V129H119ZM126 127V128H125ZM138 127H140L139 129H141L140 131L141 132H138V134L136 133V135H138L137 136V143L136 144H134L133 142H135L136 141V135L134 134V132L136 131V130H139L138 129ZM157 127V128H156ZM161 127H162V129H161ZM201 127V128H200ZM256 127H258V128H256ZM263 129H262V128ZM8 128H9V130H8ZM20 128V129H19ZM25 128V129H24ZM29 128V130H27ZM32 128H35V129H32ZM43 128H44V130H43ZM66 128V129H65ZM69 128V129H68ZM70 128H71V130H70ZM79 128H81L80 130H79ZM99 128H102V129H100V131H99ZM133 130H132V129ZM137 128V129H136ZM147 128V129H146ZM156 128V129H155ZM168 130H167V129ZM171 128V129H170ZM4 129H6V130H4ZM37 129V130H36ZM63 129H65V130H63ZM75 129H77L78 130V132H76V133H73L74 132V130ZM94 129V130H93ZM95 129H97L96 131H97V133H96V131H95ZM144 129V132L142 131ZM160 129V130H159ZM197 131H196V130ZM23 130H26V131H23ZM32 130H34V131H32ZM39 130V131H38ZM66 130H68V131H66ZM76 130V131H77ZM93 130V131H92ZM119 130V131H118ZM120 130H122V132L123 131H125V132H127V134L126 135H124L127 139H125V137H123L122 138V132L120 131ZM146 130V131H145ZM157 130H159V131H157ZM165 130V131H164ZM170 130V131H169ZM193 130V131H192ZM195 130V131H194ZM260 130V131H259ZM2 131H5V132H3V134H2ZM30 131H32V132H30ZM80 131V132H79ZM110 131L108 132L109 134H110ZM148 131V132H147ZM152 131H153V133L155 134V133H158V134H153L152 133ZM156 131V132H155ZM168 131H169V133H168ZM252 131V132H251ZM254 131V132H253ZM256 131V132H255ZM7 132H9V133H7ZM43 132H45V134L43 133ZM94 132V133H93ZM125 132H124V134H125ZM151 132V133H150ZM163 132H165V134H163ZM198 132V133H197ZM8 135L7 137L5 136L6 134ZM28 133V134H27ZM33 133H34V135H33ZM41 133V134H40ZM43 133V134H42ZM60 133V134H59ZM90 133V134H89ZM96 133V134H95ZM119 133H120V135H119ZM129 133H131L130 134V136H132V135H134L133 137H130V136H128V134ZM133 133V134H132ZM141 133H144L143 134V136L141 135ZM148 133V134H147ZM149 133H150V135H149ZM171 133V134H170ZM25 134H27V135H25ZM40 134V135H39ZM53 134V136L51 137V135ZM73 134H74V138H71V137H73ZM86 134H88V135H86ZM92 134V136H90ZM94 134V135H93ZM99 134V135H98ZM193 134V135H192ZM223 134V135H222ZM247 134H249V135H253V136H255L256 134V136L254 137L255 138V142L253 141L254 140V138H253V140H250V142H249V144H247L246 142H248L247 141V139H251V138H249V136L247 135ZM259 134H260V136H259ZM4 135V136H3ZM30 135H33V136H31L30 137ZM38 137H37V136ZM59 135L61 136V137H59ZM79 135V136H78ZM95 135H97L96 137H95ZM108 135V134H107ZM120 136V138L119 139H117L119 136ZM161 135V136H160ZM164 135V136H163ZM196 135H197V137H196ZM241 135V136H240ZM248 136V137H246V136ZM263 135V136H262ZM17 136V137H16ZM20 136V137H19ZM25 137V140L27 139V137L26 136H29L28 137V139L26 140V141H24V137ZM84 136V137H83ZM99 136V137H98ZM154 136H155V138H154ZM160 136V137H159ZM167 136V137H166ZM229 136V137H228ZM240 136V137H239ZM3 137V138H2ZM11 137V138H10ZM22 137V138H21ZM33 137L36 139H33ZM39 137H40V140H39ZM43 137H45V138H43ZM66 137V138H65ZM86 137V138H85ZM110 137V136H109ZM128 137L130 138V139H134L135 141H130V139H129V141H127L128 140ZM139 137V138H138ZM179 137V138H178ZM180 137H181V139H180ZM193 137V138H192ZM194 137H196V139L194 138ZM205 137H207V138H205ZM244 137H246V139L244 138ZM258 139H257V138ZM44 140H46L47 138H49V139H47L46 141H44ZM51 138V139H50ZM55 138V139H54ZM63 138V139H62ZM68 138H70L69 139V141H68ZM91 138V139H90ZM95 138V139H94ZM114 138V139H113ZM169 138V139H168ZM177 138V139H176ZM182 138H183V140H182ZM209 138V140H207ZM213 138V139H212ZM242 138V139H241ZM31 139V140H30ZM60 139V140H59ZM64 139H66V140H64ZM73 139V140H72ZM99 139V140H98ZM109 139H111V138H108V143L110 142L109 141ZM132 139V140H133ZM151 139V140H150ZM153 139H154V141H153ZM155 139H159V140H155ZM168 139V140H167ZM171 139V140H170ZM173 139H175V141L173 140ZM195 139V140H194ZM204 139L206 140V142L204 141ZM236 139H238V140H236ZM243 139H244V141H243ZM260 139H262V140H260ZM9 140V141H8ZM12 140V141H11ZM14 140H17L16 142L14 141ZM28 140H30V142L28 141ZM53 140V141H52ZM78 140L80 141V142H78ZM105 140V139H104ZM114 140H117V141H114ZM121 140H123V141H121ZM124 140H126V141H124ZM141 140H143V141H141ZM165 142H164V141ZM173 140V141H172ZM177 140V141H176ZM193 140V141H192ZM215 140V141H214ZM220 142H218V141ZM245 143V146H244V143H242V141ZM28 141V142H27ZM34 141V142H33ZM44 141V142H43ZM55 141H57V142H60V144L59 143H55ZM65 141H67V142H65ZM148 141V142H147ZM154 142V143H152V142ZM157 141H158V143H157ZM160 141V142H159ZM162 141H163V143H162ZM171 141V142H170ZM187 141V142H186ZM209 143H208V142ZM213 141V142H212ZM233 141V142H232ZM235 141V142H234ZM239 142V143H237V142ZM241 141V142H240ZM251 141H252V143H251ZM11 142H13V143H11ZM36 142V143H35ZM39 142V143H38ZM46 142V143H45ZM119 142V143H118ZM126 142V143H125ZM139 142H141V144L139 143ZM147 142V143H146ZM172 144V145H169L170 143ZM179 142H180V144H179ZM189 142V143H188ZM16 143H18V144H16ZM29 145H28V144ZM41 143V144H40ZM46 145H45V144ZM52 143V144H51ZM70 144V146H69V144ZM77 143H80V144H77ZM128 143V144H127ZM143 143H144V145H143ZM146 143V144H145ZM169 143V144H168ZM182 143V144H181ZM196 143H198V144H196ZM219 145H218V144ZM234 143V144H233ZM259 143V144H258ZM14 144H15V146H14ZM44 144V145H43ZM54 144H57V145H60L59 147H58V149H56L55 148V145ZM67 144V145H66ZM77 144V145H76ZM119 144V145H118ZM123 144H125L123 147H122V145ZM133 146H132V145ZM137 144H139V145H137ZM165 144H168L169 145V147H168V145H165ZM185 144V145H184ZM212 144V145H211ZM231 144H233V145H231ZM239 146H238V145ZM251 144H252V146H251ZM253 144H255V147H253L254 145ZM62 145V146H61ZM63 145H65V147L63 146ZM127 145H128V147H127ZM165 145V146H164ZM176 145V146H175ZM195 145V146H194ZM199 145V146H198ZM231 145V146H230ZM247 145H249V146H247ZM258 147H257V146ZM261 147H260V146ZM263 145V146H262ZM68 146V147H67ZM112 146V147H111ZM113 146H115V147H113ZM168 148H167V147ZM173 146V147H172ZM174 146H175V148H174ZM201 146V147H200ZM207 146H208V148H207ZM247 146V147H246ZM15 147V148H14ZM17 147V148H16ZM36 147H38V148H36ZM57 147V146H56ZM109 147H111V148H109ZM138 147V148H137ZM144 147V148H143ZM146 147L148 148V150L146 149ZM152 147V148H151ZM171 147H172V149H171ZM197 147V148H196ZM225 147H226V149H225ZM232 147V148H231ZM234 147L237 149H234ZM241 147V148H240ZM244 148V150H243V148ZM14 148V149H13ZM32 148V149H31ZM40 148V149H39ZM55 148V149H54ZM63 148V149H62ZM77 148V149H76ZM78 148H79V150H78ZM115 148V149H114ZM125 148V149H124ZM160 148H162V149H160ZM165 148H167L168 150H169V152H168V150L167 149H165ZM176 148H178L177 150H175ZM191 148V149H190ZM194 148H195V150H194ZM214 148V149H213ZM246 148H249V149H246ZM35 149V150H34ZM42 149V150H41ZM70 151H69V150ZM73 149V150H72ZM108 149V150H107ZM110 149H113V151L111 150L110 151ZM120 149V150H119ZM128 149V150H127ZM186 149V150H185ZM188 149V150H187ZM27 150H29V151H27ZM60 150V151H59ZM115 150H117V151H115ZM151 152H150V151ZM190 150V151H189ZM191 150H192V153H190L191 152ZM204 150V151H203ZM209 150V151H208ZM249 150V151H248ZM254 150V151H253ZM262 150V151H261ZM64 151V152H63ZM72 151H73V155H75L74 157H69L68 155H67V152L69 153V152H71L72 153ZM130 151V152H129ZM173 151V152H172ZM179 151H181V153L179 152ZM187 153H186V152ZM224 151V152H223ZM229 151V152H228ZM27 152V153H26ZM32 152V153H31ZM57 152V153H56ZM117 152V153H116ZM120 152V153H119ZM126 153V154H123V153ZM204 152V153H203ZM218 152V153H217ZM231 152V153H230ZM259 152V153H258ZM95 153H99V151H97V152H95ZM103 153H104V155H103ZM109 153V154H108ZM146 153V154H145ZM168 153V154H167ZM173 153V154H172ZM199 153V154H198ZM228 153V154H227ZM59 154V155H58ZM105 154H108V155H105ZM123 154V155H122ZM129 154V155H128ZM131 154V155H130ZM171 154V155H170ZM183 154V155H182ZM189 154H191L190 156H189ZM197 154V155H196ZM209 154H211L210 156H209ZM61 155V156H60ZM111 155V156H110ZM122 155V156H121ZM134 155V156H133ZM152 155V156H151ZM201 155V156H200ZM213 155H214V157H213ZM233 155V156H232ZM236 155V156H235ZM64 156V157H63ZM66 156V157H65ZM80 156V157H79ZM92 156H94L95 158H93ZM99 156V157H98ZM104 156V157H103ZM107 156V157H106ZM115 156V157H114ZM123 156L125 157V158H123ZM138 156V157H137ZM165 156V157H164ZM174 156V157H173ZM186 156V157H185ZM196 156V157H195ZM230 156V157H229ZM59 157V158H58ZM100 157H103V158H100ZM110 157V158H109ZM131 157V159L132 160H134V161H131L129 158ZM133 157V158H132ZM170 157H172V158H170ZM189 157V158H188ZM204 157V158H203ZM221 157H222V159H221ZM62 158V159H61ZM63 158H64V160H65V158H67L66 160H68V161H64L63 160ZM69 158V159H68ZM119 158H121V159H119ZM153 160V161H151V159ZM175 158V159H174ZM184 158V159H183ZM199 158H202V159H199ZM217 158V159H216ZM241 158V159H240ZM261 158V159H260ZM28 159V160H27ZM74 159L76 160L75 161V163L78 165V166H76V165H74L73 163H74ZM93 159H95L94 161H93ZM100 159V163H99V160ZM105 159H107V161L105 160ZM135 159L138 161V163H137V161H135ZM148 159H150V160H148ZM168 159V160H167ZM171 159H173V162H172V160ZM190 159V160H189ZM193 159V160H192ZM205 159H208V160H205ZM239 159V160H238ZM16 160H17V162H16ZM26 160V161H25ZM29 160V161H30ZM52 160V158H49V161H51ZM72 160V161H71ZM92 160V161H91ZM102 160H103V162H102ZM112 162H111V161ZM119 162H118V161ZM128 160V161H127ZM163 160H165V161H163ZM220 160H222V161H220ZM251 160V161H250ZM21 161V163H23V164H21V163H19ZM22 161H24V162H22ZM106 161V162H105ZM110 161V162H109ZM114 161H116V162H114ZM122 161V162H121ZM141 163H140V162ZM148 161H150L149 163H148ZM170 163H169V162ZM175 161V162H174ZM179 161V162H178ZM187 161V162H186ZM190 161V162H189ZM196 161H198V164H197V162ZM207 163V164H205V162ZM209 163H208V162ZM228 161H229V163H228ZM15 162V163H14ZM69 162V163H68ZM94 164H93V163ZM98 162V163H97ZM105 162V163H104ZM133 162V165H132V167L134 168V169H132V167L129 169V167L131 166V163ZM166 164H165V163ZM173 163V165H172V163ZM178 162V163H177ZM26 163V164H25ZM71 163V164H70ZM80 163H82L81 165H80ZM101 163H103V164H101ZM118 163H120V164H118ZM144 163V164H143ZM168 163V164H167ZM186 163V164H185ZM189 163V164H188ZM196 163V164H195ZM212 163V164H211ZM247 163H249V164H247ZM251 163V164H250ZM17 164V165H16ZM20 164V165H19ZM25 164V165H24ZM98 164H100L101 165V167H100V165H98ZM106 164H108V165H106ZM114 164V165H113ZM116 164H117V166H116ZM134 164H135V166H134ZM139 164V165H138ZM143 164V165H142ZM148 165L147 167H146V165ZM150 164V165H149ZM172 166H171V165ZM194 164V165H193ZM200 164V165H199ZM211 164V165H210ZM247 164V165H246ZM254 164V165H253ZM256 164V165H255ZM3 165V166H2ZM98 165V166H97ZM104 166V168H103V166ZM138 165V166H137ZM140 165H142L141 167L142 168H137V167H140ZM154 165V166H153ZM168 166V168H167V166ZM182 166L181 168H179V166ZM188 165V166H187ZM190 165V166H189ZM206 165H207V168H206ZM251 165V166H250ZM6 166V167H5ZM83 166V167H82ZM123 166V167H122ZM128 166V167H127ZM137 166V167H136ZM146 167V169H145V167ZM164 166H166V167H164ZM171 168H170V167ZM175 166V167H174ZM191 166H194V167H191ZM199 166V167H198ZM249 166V167H248ZM264 166V165H263ZM11 167V168H10ZM13 167V168H12ZM23 167V168H22ZM27 167H29V169L27 168ZM76 167V169H73V170H71L72 168H75ZM79 167V168H78ZM111 167V168H110ZM116 167V168H115ZM117 167H118V169H117ZM123 169V170H121V168ZM150 167V168H149ZM161 167H162V170H163V168H164V170L162 171V170H160L161 169ZM174 169H173V168ZM189 167V168H188ZM71 168V169H70ZM80 168H82L81 170H80ZM96 168L98 169V171L96 170ZM100 168V169H99ZM113 168V169H112ZM126 168V169H125ZM152 168H153V170H152ZM155 168H157V169H155ZM187 168V169H186ZM191 168V169H190ZM193 168H194V170H193ZM196 168V169H195ZM14 171H13V170ZM27 169V170H26ZM78 169V170H77ZM95 169V170H94ZM103 169V170H102ZM110 169H112V170H110ZM119 169H120V171H119ZM145 169V170H147L148 172H150L149 174H147L146 172H144V173H142L143 172V170ZM172 169V170H171ZM178 169V170H177ZM181 169V170H180ZM182 169H183V171H182ZM198 169V170H197ZM262 169V168H261ZM8 170H10V171H8ZM110 170V171H109ZM131 170H132V172H131ZM133 170H134V172H133ZM138 170V171H137ZM141 170H142V172H141ZM168 170V171H167ZM169 170H170V172L172 173L173 172V175H171V173L169 172ZM204 170V171H203ZM206 170H208V171H206ZM25 171V173H23ZM52 172H54V170H51ZM81 171H83V172H81ZM96 171H97V173H96ZM108 171V172H107ZM114 171V172H113ZM164 171H165V173H164ZM167 171V172H166ZM175 171H177V173L175 172ZM190 172V173H188V172ZM26 172H27V174H26ZM99 172V173H98ZM111 172H112V174H111ZM125 172V173H124ZM128 172H131V174H134L133 176L130 174V173H128ZM140 172V173H139ZM153 172V173H152ZM170 174H169V173ZM183 172V173H182ZM191 172H193V173H191ZM199 172V173H198ZM206 172H207V174H206ZM95 173V174H94ZM115 173V174H114ZM120 173H122L121 175H120ZM139 173V174H138ZM146 173V174H145ZM168 174V178H167V174ZM175 173V174H174ZM179 173V174H178ZM185 173H187V174H185ZM202 173H204V174H202ZM25 174V175H24ZM82 174V175H81ZM96 174L98 175V176H96ZM118 174H119V176H118ZM127 174H128V176H127ZM160 176H159V175ZM178 174V175H177ZM200 174L201 175H203V176H200ZM4 177H3V176ZM21 175V176H20ZM113 175V176H112ZM125 175V176H124ZM130 175V176H129ZM135 175H137V176H135ZM141 175H143V176H141ZM152 175V176H151ZM155 175V176H154ZM166 175V176H165ZM187 175V176H186ZM197 176V178H195L194 176ZM207 175V176H206ZM8 176V177H7ZM9 176H10V178H9ZM96 176V177H95ZM108 176H110V177H108ZM112 176V177H111ZM118 176V177H117ZM132 176V177H131ZM154 176V177H153ZM170 176V177H169ZM190 176H192V177H190ZM218 175H216V176H214L213 177V179H216V178H218L217 177ZM19 177V178H18ZM23 177V178H22ZM116 177V178H115ZM126 177H128V178H130V179H128L127 180V178ZM136 179V180H134V178ZM141 177H142V179H141ZM160 177V178H159ZM162 177H164V178H162ZM176 177V178H175ZM198 177H200L199 178V181H198ZM206 177V178H205ZM216 177V178H215ZM111 178V179H110ZM121 178V179H120ZM140 178V179H139ZM166 178V179H165ZM170 178H172V180H170ZM184 178H186V180L184 179ZM190 178H192V179H189ZM211 178V177H210ZM83 179H84V181H83ZM133 179V180H132ZM142 182H140L139 180ZM144 179V180H143ZM185 181H184V180ZM206 179H208V180H206ZM113 180H115V182L113 181ZM118 180H121V181H117ZM122 180H123V184H122ZM124 180H126L127 182H125ZM132 180V181H131ZM167 180V181H166ZM175 180V182H173ZM179 180H180V182H179ZM193 180V181H192ZM196 180V181H195ZM13 181V182H12ZM29 181V182H28ZM134 181V182H133ZM144 181V182H143ZM148 182V183H145V182ZM162 181V182H161ZM170 181V182H169ZM187 181H188V183H189V186L190 187H188V184H187ZM190 181V182H189ZM4 182V183H3ZM11 182V183H10ZM26 182H28V183H26ZM106 182H108V181H106ZM124 182L127 184H124ZM133 182V183H132ZM137 182V183H136ZM151 182V183H150ZM183 182V183H182ZM195 184H193V183ZM10 183V184H9ZM31 183V184H30ZM109 183V182H108ZM117 183H118V185H117ZM138 183H140V185L138 184ZM144 183V184H143ZM155 183V184H154ZM158 183V184H157ZM167 183V184H166ZM173 183V184H172ZM178 183H180L181 185H179ZM213 185H212V184ZM54 184V183H53ZM96 184V183H95ZM133 184H135V185H133ZM143 184V185H142ZM146 184V185H145ZM147 184H149V185H147ZM193 184V185H192ZM199 186H198V185ZM29 185H30V187H29ZM51 185V184H50ZM55 185V184H54ZM123 187H122V186ZM126 185V186H125ZM130 187H129V186ZM132 185V186H131ZM146 187H145V186ZM153 185H155V186H153ZM184 185V186H183ZM197 185V186H196ZM17 186V187H16ZM134 186H138L139 187V189H137L136 187H134ZM171 186V187H170ZM194 186V187H193ZM215 186V185H214ZM47 187V186H46ZM51 187V186H50ZM49 187V188H50ZM115 187V188H116ZM125 187H127V189L125 188ZM129 187V188H128ZM182 187V188H181ZM185 187H187V188H185ZM195 187H197V188H195ZM4 188H5V190H4ZM52 189H54L53 190V194L55 195V189H56V187L54 186V188H53V186L51 187ZM119 188H121L120 190H119ZM131 188H132V190H135V192L137 193H135L134 191H132L131 190ZM135 188V189H134ZM147 188V189H146ZM151 188H153V189H151ZM170 188V189H169ZM190 188H191V190H190ZM200 190H199V189ZM17 189V190H16ZM30 191H29V190ZM80 189V188H79ZM95 190L94 191H96L97 189H96V187L94 188ZM123 189V190H122ZM178 189V190H177ZM180 189V190H179ZM182 189H188L187 191L186 190H183L182 191ZM196 189V190H195ZM27 190V191H26ZM40 190V192H38V191ZM81 190V189H80ZM80 190H78V192H79V194L77 195L76 194V191H74V190H72L73 191V193L75 194V195H73L72 194V191L70 192L69 191V193L70 194H72L73 195V203L74 202H76L77 203V201L76 200H81L82 198L81 197H83V194H85L86 192H89V190L90 191H92L91 189H88L87 191H85V190H82V192L80 191ZM125 190H126V192H125ZM141 190V191H140ZM153 190V191H152ZM156 190V191H155ZM167 190V191H166ZM190 190V191H189ZM200 191V192H198V191ZM264 190V189H263ZM23 191V192H22ZM98 191V190H97ZM128 191H129V194H128ZM138 191H139V193H138ZM144 191H145V193H144ZM161 191H162V193H161ZM177 191H179V192H177ZM185 191L187 192V193H185ZM189 191V192H188ZM196 192L195 193V195L197 196V198H196V196L195 197H192L194 194H193V192ZM21 192H22V194H21ZM28 192L30 193V194H28ZM122 192H124V194L122 193ZM133 192V193H132ZM151 192V195L149 194ZM158 192V193H157ZM176 192H177V194H176ZM198 192V193H197ZM18 193H20V194H18ZM27 193V194H26ZM37 195H36V194ZM81 193H82V195H81ZM95 193V192H94ZM131 193V194H130ZM183 195H182V194ZM185 193V194H184ZM4 194V195H5ZM87 194V193H86ZM96 194V193H95ZM132 194H134V195H132ZM143 194H144V196H143ZM157 194V195H156ZM173 195V197H175V195H176V201L173 203V202H171L172 200V196L171 195ZM178 194H180V195H178ZM188 194H192V196H190V195H188ZM20 195V196H19ZM21 195H22V197L23 198H21ZM25 195H29V197H26ZM30 195H32V197L30 196ZM53 195V196H54ZM81 195V196H80ZM128 195V196H127ZM159 195V196H158ZM177 195H178V197H177ZM185 195H187V196H185ZM13 198H12V197ZM14 196H15V200H14ZM24 196H25V198H27L26 200H28V201H26V200H24L25 198H24ZM36 196V197H35ZM80 196V197H79ZM127 196V197H126ZM151 196H154V197H152L151 198ZM156 196H158V197H156ZM169 196H170V198H169ZM183 196V197H182ZM188 196H190V199L188 198ZM19 197V198H18ZM141 197V198H140ZM143 197H145V199L143 198ZM186 197V198H185ZM17 198H18V201H17ZM32 198H34V199H32ZM78 198V199H77ZM122 198L120 199V198H118L120 201L122 200ZM131 198V199H130ZM140 198V199H139ZM149 198H151V199H149ZM156 198H157V200H156ZM160 198V199H159ZM169 200H168V199ZM180 198V199H179ZM191 198H192V201L193 202H191ZM20 199V200H19ZM32 199V200H31ZM36 199H37V201H36ZM108 199V201L106 200L105 201V203L107 204V205H105V206H113V204H114V200L113 199H111V198H107ZM117 199V200H118ZM154 199V200H153ZM186 199V200H185ZM22 200V201H21ZM31 200V201H30ZM53 200H55V199H53ZM117 200L115 199V202H117ZM131 200H133V201H131ZM141 200V201H140ZM143 200H145L144 202H143ZM148 200H149V203H148ZM151 200H153V201H151ZM185 200V201H184ZM188 200L190 201V202H188ZM22 202L21 203V205H20V202ZM26 201V202H25ZM34 201V202H33ZM35 201H36V203H35ZM125 201H126V203H125ZM140 201V202H139ZM157 201V202H156ZM161 201H163V202H161ZM174 201V200H173ZM180 201H181V203H180ZM17 202V203H16ZM26 204H25V203ZM40 202V201H39ZM54 203L56 202H58V204H59V206L55 203V205L56 206H58L57 208H59L60 209V211H64V210H66V209H68L67 207H66V204H67V202L66 201H63V200H55V201H53ZM108 202V203H107ZM110 202H111V204L112 205H109L110 204ZM113 202V203H112ZM133 202V203H132ZM134 202H135V204L137 203V205H135L134 204ZM139 202V203H138ZM142 202V203H141ZM158 202H159V204H158ZM160 202H161V206H160ZM30 203H33V205L32 204H30ZM104 203V204H105ZM132 203V204H131ZM141 203V204H140ZM148 203V204H147ZM152 203H154V205L152 204ZM162 203H164V204H162ZM167 203V204H166ZM180 203V204H179ZM199 202H197V204H198ZM61 204H63V205H61ZM65 204V205H64ZM117 204V205H116ZM128 204H131V205H128ZM168 204H170L169 206H168ZM187 204V205H186ZM190 204H193V207H192V205H190ZM22 205H24V206H22ZM27 205V206H26ZM31 205V208L29 207ZM51 205V204H50ZM92 203H89L88 205L86 204V206H88V208H86V210H85V214H89V213H91L92 211H89L92 207ZM126 205V206H125ZM150 207H149V206ZM199 205H201V204H199ZM205 205V204H204ZM204 205H201V206H199V209H201L202 210V208H203V206ZM62 206H63V208H62ZM90 206V207H89ZM133 206V207H132ZM139 207V209L137 210V207ZM143 206V207H142ZM145 206V207H144ZM147 206V207H146ZM152 206H153V208H154V210L152 209V211H151V209L150 208H152ZM157 206V207H156ZM167 206V207H166ZM206 206V205H205ZM211 206H212V204H211ZM27 207V209H25ZM66 209H65V208ZM119 209V210H117V208ZM190 207H191V209H190ZM197 207V206H196ZM25 210H28V208H29V212L28 211H25ZM62 208V209H61ZM90 208V209H89ZM122 208H124V209H122ZM127 208H130V209H127ZM134 210H133V209ZM162 210H161V209ZM192 208H194V209H192ZM15 209V210H14ZM17 209V210H16ZM30 209H31V211H30ZM167 209V210H166ZM77 210H78V208H77ZM121 210V211H120ZM123 210V211H122ZM129 210H131V211H129ZM147 210H149L150 212H148ZM165 210V211H164ZM198 210V209H197ZM200 210V211H201ZM79 211V210H78ZM158 211H160V212H158ZM167 211H169V212H167ZM181 211V212H180ZM182 211H183V213H182ZM187 211V212H186ZM192 211V212H193ZM118 212V213H117ZM139 212V213H138ZM166 212V213H165ZM198 212V211H197ZM30 213V214H29ZM79 213V212H78ZM117 213V214H116ZM120 213H121V215H120ZM133 213V214H132ZM147 213V214H146ZM151 213H154L153 215L154 216H157V218L156 217H154V219H153V221H155V223L154 224H152V225H147V224H145L146 223V220L145 219H147L150 215L149 214ZM160 213V214H159ZM182 213V214H181ZM185 213V214H184ZM203 213V214H202ZM157 214V215H156ZM167 214V216H165ZM134 216L136 219H135V221H138L139 219H140V221H138V222H135L134 221V217H130V216ZM163 215V216H162ZM183 215V216H182ZM199 215H204V211L202 212H200V214ZM30 216V217H29ZM114 216V217H113ZM146 216V217H145ZM159 216V217H158ZM184 216H185V220H186V222H185V220H184ZM181 217H183V219L181 218ZM28 218H26V219H28ZM43 218V217H42ZM117 218H119V219H117ZM130 218H132V219H130ZM178 218V219H179ZM12 219H14V218H12ZM1 220V219H0ZM3 220H4V218H3ZM45 220V218H43L42 219V221H41V225H42V222ZM115 220V221H114ZM119 222H118V221ZM131 220L133 221V222H131ZM144 220H145V223H144ZM206 220V219H205ZM204 220V221H205ZM6 221V219L4 220V222ZM26 221H28L29 222V220H26ZM46 221V220H45ZM112 221V222H111ZM178 221V222H179ZM203 221V222H204ZM4 222H3V225H5V226H7V227H9L8 226V223H6L5 222V224H4ZM109 222V221H108ZM45 223V222H44ZM43 223V224H44ZM115 223H117V224H115ZM135 223V224H134ZM137 223H139V224H137ZM183 223H185V224H183ZM1 224H2V222H1ZM132 224V225H131ZM140 224H141V226H140ZM130 225V226H129ZM137 225L138 227H135V226ZM144 225H146V226H144ZM4 226V227H5ZM134 228H133V227ZM185 226V227H186ZM7 227H5V228H7ZM115 227V228H114ZM128 227H130V228H128ZM148 228V229H146V228ZM157 227V228H156ZM138 228V229H137ZM110 229H107L108 231H110ZM145 229V231H144V233H143V230ZM152 229V230H151ZM154 229V230H153ZM134 230V231H133ZM138 230H139V233H137L138 232ZM142 232H141V231ZM155 231V233H152L151 231ZM65 231H66V227H65ZM130 233H129V232ZM147 231L150 233V235L149 234H147ZM141 232V233H140ZM146 232V233H145ZM124 234V236H128V237H124V236H122V234ZM61 234H63V233H61ZM66 234H67V232H66ZM114 234V235H113ZM139 234H140V236H139ZM145 235V237H144V235ZM147 234V235H146ZM195 234V235H194ZM193 235L194 236H192V237H195L196 236V238H197V236L199 237V239L197 238H195V243H197L198 244V242L200 243V241H198V240H201L200 238L202 237L201 236V234L199 235V232H198V234L197 233H194ZM44 235L45 234H41V236L39 237V239L40 238H42V240H40V242L44 245V243H46L47 245H48V241L47 240H44L45 238H43L44 237ZM57 234L55 233L54 234V236H53V238L56 236ZM68 235V234H67ZM107 235H108V237H107ZM135 236V238H134V236ZM152 235V236H151ZM101 236V235H100ZM99 236V237H100ZM118 236V237H117ZM131 236H132V239H131ZM151 236V237H150ZM156 236H158V237H156ZM142 237V238H141ZM186 237H188V235L186 236ZM213 235H212V238L210 237V241H212L213 240ZM53 238H51L52 240H53ZM117 238H119L120 239V241L117 239ZM124 238V239H123ZM125 238H128V242H130V240H131V242L133 241V243H128V244H130V245H125V244H127L126 242H127V240L125 241ZM130 238V239H129ZM145 238V239H146ZM158 238V239H157ZM174 238V237H173ZM189 238V237H188ZM191 238V237H190ZM189 238V239H190ZM100 239V238H99ZM100 239V240H101ZM123 239V240H122ZM134 239V240H133ZM142 241H141V240ZM54 240H56V239H54ZM116 240L117 241H119L120 243H116ZM137 240V241H136ZM102 241H104V240H102ZM134 241H136V242H134ZM204 241V240H203ZM53 242H55L56 243V241H53ZM96 243L95 244H97V241H95ZM99 242V241H98ZM124 242V244L122 245V243ZM138 242V243H137ZM0 243H2L1 242V240H0ZM59 243V242H58ZM105 243V242H104ZM103 243V244H104ZM134 243H137V244H135L134 246H133V244ZM46 244H45V246L44 247H48V246H46ZM57 244V243H56ZM91 244H93V243H91ZM202 243H200V245H197L199 248H200V246H202L201 245ZM94 245V244H93ZM99 245H100V243H99ZM98 245V248L100 247ZM124 245H125V247H124ZM138 245V246H139ZM162 246L163 244H159V246ZM107 246V245H106ZM113 246H114V244H113ZM120 246V247H121ZM138 246H136V247H138ZM1 247V246H0ZM28 247H29V245H28ZM41 247H42V245H41ZM44 247H43V249H44ZM92 247V246H91ZM107 247H109V246H107ZM112 247V246H111ZM140 247V246H139ZM93 248H97V247H94L93 246ZM97 248V249H98ZM135 248V247H134ZM30 249V248H29ZM44 250H46V249H44ZM96 251V250H95ZM95 251H94V253H95ZM121 257H122V255H121Z\"/></svg>",
	"mask_w": 264,
	"mask_h": 264
},
{
	"label": "bare ground",
	"instance_id": "6f19581e",
	"mask_svg": "<svg viewBox=\"0 0 264 264\" xmlns=\"http://www.w3.org/2000/svg\"><path fill=\"white\" fill-rule=\"evenodd\" d=\"M67 1V0H66ZM81 1V0H80ZM85 1H87V0H85ZM90 1V0H89ZM103 1V0H102ZM133 1V0H132ZM138 1V0H137ZM150 1V0H149ZM152 1V0H151ZM181 1V0H180ZM179 1V2H180ZM210 1V0H209ZM228 1V0H227ZM231 1H233V0H231ZM235 1V0H234ZM239 1V0H238ZM245 1V0H244ZM253 1V0H252ZM22 2H25V0L24 1H22ZM40 2H41V5L43 6V7H37L38 6V4H40ZM57 2V4H58V2H60V0L58 1H56ZM55 2V3H56ZM62 2H63V0H61V2L58 4L60 7H58L57 6V4H56V6L57 7H53V8H56L55 9V11H54V9L51 11L50 10V12H52L51 13V15L49 16L48 15V13H50L49 12V9H52V8H50V4H46V3H44V5H43V3H42V1H38V3L37 2H34V3H37V10L39 11V12H41V13H39L37 10H35L34 8H35V6H34V8H33V6L31 7L32 9H30V7H28V10H31L32 12H33V9H34V11H36L34 14H33V16L35 15V14H38V15H40V16H38V15H35L36 17H37V19H39V20H42L43 22H41V25H40V23H38L37 21H36V18H34L35 20L33 21V17H31V19H29V20H32V22L34 23L35 21V24H32V22L31 21H29V24H30V22H31V25H29V26H31V28H33L34 26H32V25H35L36 27H38V26H40V28H41V31H43L44 29H45V27H46V25H47V23L50 25V23H53L54 22V19L56 20V22H57V18L58 19H60V23L61 24H64V22H66L67 24L69 23V24H72V22L71 21H74L75 19H77V20H79L78 18H75V19H73V17H71V14L72 15H75V14H77V15H79V14H81L80 15V17L83 15L84 16V14H82V9H81V11L79 12V13H75L77 10H75V9H77V8H79L78 6H80V4L81 3H79L78 4V6L77 5H75L77 8H74V5H72V3H71V1H70V7H72L73 9H74V11H72V13H70V11L71 10H73L72 8H70V10L69 9H67L68 7H66V9H67V12L65 11L66 9H65V7H64V9L62 8L63 7V5L64 6H66L65 5V2H63L64 4L62 5ZM83 2H84V0H83ZM93 2V1H92ZM105 2V1H104ZM107 3H108V1H106ZM114 2V1H113ZM121 2V1H120ZM119 2V3H120ZM130 2V1H129ZM128 2V3H129ZM204 2V1H203ZM211 2V1H210ZM219 2H220V0H219ZM28 3V2H27ZM30 3V2H29ZM32 3V2H31ZM33 3V4H34ZM78 3V2H77ZM98 3H100V1H98ZM98 3H96V6H97V4ZM101 3H103V2H101ZM106 3V5L108 6V9H110L109 8V6H112V5H108ZM132 3V2H131ZM136 3V2H135ZM138 3V2H137ZM157 3H158V1H157ZM156 2H155V12L157 13V11L156 10H158L159 8H161L162 6V4H159V5H156L157 4ZM177 3V2H176ZM184 3H186V2H184ZM207 3V2H206ZM221 3H223V2H221ZM237 3V2H236ZM247 3V2H246ZM254 3V2H253ZM86 4V3H85ZM104 4V3H103ZM122 4H124V3H122ZM188 4V3H187ZM225 4V3H224ZM232 4V3H231ZM231 4L229 5L230 7H231ZM248 4V3H247ZM247 4L245 5V6H247ZM252 4V3H251ZM22 5H24V3L22 4ZM30 5V4H29ZM28 5V6H29ZM32 5V4H31ZM36 5V4H35ZM61 5H62V7H61ZM115 5V4H114ZM144 5H146V3L144 4ZM143 5V8L145 7ZM149 5H151L150 3H149ZM263 5V3L260 5V6H262ZM25 6V5H24ZM27 6V5H26ZM25 6V7H26ZM40 6V5H39ZM47 6V7H46ZM68 6V5H67ZM87 6V5H86ZM158 6V7H157ZM159 6H161V7H159ZM167 6V5H166ZM189 6V5H188ZM191 6H193L192 4L189 6V9H191L192 7ZM214 6V5H213ZM233 7L235 6H237V4H235L234 5V2H233V5H232ZM241 6V5H240ZM250 6V5H249ZM248 6V7H249ZM259 6V5H258ZM257 6V8L259 9V7ZM264 6V5H263ZM262 6V7H263ZM49 7V8H48ZM91 7V6H90ZM95 7V6H94ZM99 8L100 7H102L103 8V5L101 6H98ZM121 7H123V5H121ZM134 7V6H133ZM137 7V6H136ZM153 7V6H152ZM191 7V8H190ZM201 7V6H200ZM229 7V8H230ZM234 7V9L232 8V10H233V14L232 13H230L229 14V12H231V9H229L228 10V8L226 9L225 8V10H228L227 12V15L229 14V15H231L232 17H229L230 19H231V21H230V19H228L226 16H225V14H226V11L224 10V12H225V14L223 15V14H216V15H220V17L221 18H223V20L222 21H224L225 23H223L220 19H218V20H220L221 22H222V24H221V22L220 23H216V24H221L220 25V27H222V28H226V27H229V28H231L230 29V34H232L233 32H236V34L238 33V32H240V33H238L239 34V38H240V35H241V38L243 39H239V41H241L242 40V42H239V41H237V42H239L238 44H236V43H234V44H232V45H226L225 43V45H226V47L222 44L223 42L222 41H225V40H222V41H219L218 40V42L216 41V43H214V48H213V46H212V48H213V50L215 51H213L214 53H215V55L217 54L218 55V58L216 59L215 57V60H222V62L223 61H228V64H230L231 63V66H229V65H227V67L229 68L228 69V71H227V69L225 70L224 68H223V65H219L218 63H216L215 61V63L213 64V61H212V64L214 65L213 66V68H211V73L210 72H208V73H210V75L209 76H207V79H208V82H207V84H205L202 80H201V78H200V80L203 82L202 83V85L203 84H205V87H203L202 86V89L206 92H208V93H206V95L208 94V95H210V98H215V100H217L216 99V97L218 98V101H219V99H223L224 100V98H221V97H223V95L222 94H224L225 92V94L227 95V93L230 91H232L230 94H232V97H231V95L230 94H228V95H230V97H231V101H232V106H234V108H237L238 107V105H239V107H243V110H244V108H246L245 106L246 105H243V106H241V103H243V102H241L240 103V101H239V99H241L240 97H241V94H242V92L241 91H239L241 94H239V92H238V90H241L242 88H247V87H243V84L245 83V79L244 78H239V76H237V72L239 73L240 71H242V70H240L241 68H240V64L241 63H243V62H241V56L242 57H244V56H248V57H250V56H252L253 57V54L255 53V54H259V50L261 51V47H263L264 46V42L262 43V41L264 40H262V38L264 37H262L261 38V41H260V39L259 38H257V36L259 37V34L260 33H263L262 32V30H264L263 29V24H264V17H263V19L260 21V22H258V20L259 19H257V15H256V13L255 14H252V13H250V14H248V15H250V16H248L247 14H245L244 12H247V13H249L247 10H248V8H237V7H239V6H237L236 8ZM38 8H40V10L38 9ZM41 8H42V10H43V8L46 10L47 9V11L45 12V10L43 11L44 13H46L48 16H49V18H48V16H46L45 14H43L44 16H46V18H47V20H45L44 21V19H46L44 16H42V10H41ZM59 8H61V9H63V10H61V9H59ZM82 8V7H81ZM84 8V7H83ZM98 8V9H99ZM113 8H115V7H113ZM118 8H120V6L118 7ZM140 8V7H139ZM142 8V9H143ZM170 8V7H169ZM220 8V7H219ZM222 8V7H221ZM264 8V7H263ZM22 9V8H21ZM59 10V13H60V11H61V13H60V15H62V14H64V12H65V15H69L71 18L70 19H72V20H68V18H65V15H62V17H60V15H58V10ZM85 9V8H84ZM96 9V8H95ZM97 9V10H98ZM104 9H106V8H104ZM123 8H121V10H122ZM134 9V8H133ZM142 9H139V11L140 10H142ZM148 9H150V6H149V8ZM168 9V8H167ZM170 9H172V7L170 8ZM177 9H178V7H177ZM209 9V8H208ZM223 9V8H222ZM238 11H237V10ZM240 9H244L243 11L242 10H240ZM249 9H250V7H249ZM24 10V9H23ZM26 10H27V8H26ZM93 10V9H92ZM101 9H99V11H100ZM124 10V9H123ZM160 10V9H159ZM165 10V9H164ZM169 10V9H168ZM202 10V9H201ZM217 10V9H216ZM236 10V11H235ZM251 10H253V9H251ZM263 10V9H262ZM54 11V12H53ZM86 10H84L83 12H85ZM94 11V10H93ZM111 11H112V9H111ZM126 11V10H125ZM144 11V10H143ZM146 11H147V8H146ZM150 11H152V10H149V12ZM221 11V10H220ZM257 11V10H256ZM25 12H28V11H25ZM38 12V13H37ZM87 12H89V11H87ZM107 12V11H106ZM119 12V11H118ZM118 12H117V14H118ZM131 12L133 13V11L131 10ZM142 12V11H141ZM148 12V11H147ZM195 11H193V13H194ZM234 12H235V14L236 15H238V18L236 19L235 17H237V16H234ZM242 13V14H237V13ZM253 12V11H252ZM255 12V11H254ZM55 15H54V14ZM67 13V14H66ZM73 13H75V14H73ZM86 13V12H85ZM99 13V14H98ZM98 13H96V16L95 15H91V13H90V17H97L98 18V15H100V12H98ZM125 13V12H124ZM127 13V12H126ZM161 13V12H160ZM181 13V12H180ZM203 13V12H202ZM262 13V12H261ZM264 13V12H263ZM262 13V15H264ZM28 14H29V17L30 16H32L31 14H30V11L28 12ZM87 14V13H86ZM89 14V13H88ZM98 14V15H97ZM107 14V13H106ZM116 14V13H115ZM131 14V13H130ZM137 14H141L140 12L139 13H137ZM136 14V15H137ZM152 14H154V12H152ZM158 14V13H157ZM155 15L154 17H152V16H149V18L151 17V19H149V21L150 22H152V24H153V26L155 27V29L152 31L153 33L151 34V31H149V33H147V35L146 34H144V33H146L143 29L142 30H140V26L138 27V25H137V27L139 28V29H136L135 30V28H134V30H135V32L136 33H134V30H132V25H131V23L130 22H127V20L123 23L124 24V28H123V25L121 24V26H122V28L125 30V33H127V34H130V33H134V35H136V37H137V35H138V33H141V34H143V37H144V39H143V41L145 42V37H146V42L148 43V42H156V43H152V44H154V45H156L157 43H159L158 45H160L161 43H163L165 40H167L168 39V36L166 35V34H164L163 32H162V30L164 29V26L165 25H163V23H164V19L162 18V16L161 17H159L160 15ZM177 14V13H176ZM189 14H191L192 15V13H190L189 12ZM244 14V15H243ZM252 14V15H251ZM258 14H259V11H258ZM27 15V14H26ZM25 15V16H26ZM53 15V16H52ZM59 16V17H57V18H55L56 16ZM67 15V16H68ZM103 16L105 15V12H104V14H102ZM102 15L101 16H99L100 18L102 17ZM124 15V14H123ZM123 15H121V16H123ZM126 15V14H125ZM135 15V14H134ZM149 15H150V13H149ZM170 15V14H169ZM179 15V14H178ZM195 15V14H194ZM193 15V16H194ZM215 15V14H214ZM215 15V16H216ZM221 15H223V17L221 16ZM246 15V16H245ZM254 15V16H253ZM257 17H256V16ZM261 15V16H262ZM64 16V17H63ZM66 16V17H67ZM76 16V15H75ZM74 16V17H75ZM83 16H82V18H83ZM115 16H117V15H115ZM114 16V17H115ZM119 16V15H118ZM129 16V15H128ZM139 16H141V15H138L137 17H139ZM143 16V15H142ZM146 16V15H145ZM202 16V15H201ZM251 16H253L252 17V19L254 18V20L256 19V21H254V20H252L251 19ZM260 16V15H259ZM28 17V16H27ZM28 17V18H29ZM51 17L53 18L54 17V19L53 20H51ZM79 17V18H80ZM92 17V18H93ZM94 17V19H96ZM124 17V16H123ZM122 17V18H123ZM136 17V18H137ZM179 17V16H178ZM192 17V16H191ZM207 17V16H206ZM205 17V18H206ZM210 17V16H209ZM225 17V18H224ZM27 18V19H28ZM44 18V19H43ZM63 18V19H62ZM66 20H68V21H65V19ZM84 18H86V16H84ZM104 18V17H103ZM120 17H118V19H119ZM126 18V17H125ZM135 17H133V19H134ZM174 18V17H173ZM195 18V17H194ZM212 18V17H211ZM211 18H209L210 20H211ZM81 19V18H80ZM87 19H89V17H88V15H87ZM87 19H85L86 21H87ZM91 19V18H90ZM117 19V20H118ZM140 19H143L142 17L141 18H138L137 20L136 19H134V23L136 22V21H138V22H140L141 21V23L145 20V19H143V21L142 20H140ZM204 19V18H203ZM202 19V20H203ZM225 19V20H224ZM77 20H75V21H77ZM82 20H84V19H82ZM82 20H80V22L82 21ZM91 20H93V19H91ZM101 20V19H100ZM100 20H98V21H100ZM107 20V19H106ZM128 20H129V18H128ZM200 20V19H199ZM207 20H208V18H207ZM47 21V22H46ZM49 21V22H48ZM53 21V22H52ZM85 21V22H86ZM89 21V20H88ZM113 21V20H112ZM111 21V22H112ZM116 21V20H115ZM121 21V20H120ZM146 21V20H145ZM169 21H171L170 19H169ZM178 21V20H177ZM183 21H186V20H183ZM193 21V20H192ZM198 21V19L196 20V22ZM213 21H215V17H214V20ZM227 21V22H226ZM229 21V22H228ZM46 22V25H44L43 24V26H45L44 27V29L42 30V23H45ZM80 22H76V23H73L72 25H74V27H75V25L76 24H78V23H80ZM84 22V21H83ZM82 22V23H83ZM90 22V21H89ZM101 22V21H100ZM103 22V21H102ZM101 22V23H102ZM110 22V23H111ZM137 22V23H138ZM175 22V21H174ZM201 22V21H200ZM216 22V21H215ZM258 22V23H257ZM37 23V24H36ZM60 23H55L54 22V24H57L59 27L61 26L60 25ZM64 24V25H67V24ZM96 23V22H95ZM98 23V22H97ZM106 23V22H105ZM133 23V24H134ZM146 23V22H145ZM166 23V22H165ZM204 23V22H203ZM262 23V24H261ZM81 24V23H80ZM80 24H78V25H80ZM85 24H87V23H85ZM89 24L90 23H88V26H89ZM172 24H173V21H172ZM178 24H179V21H178ZM205 24H206V22H205ZM208 24H209V20H208ZM208 24H207V26H206V28L208 27ZM228 25V26H226V25ZM253 26H252V25ZM258 24V25H257ZM71 25V27H72V29H71V27H68V30H67V32L68 31H70L69 33H67L66 32V30L64 31V32H66L65 34H66V37H67V34L69 35V37H68V39L69 38H72V36H75V37H77V35H71L73 32H71V31H73L74 30V32H77V30H78V26L76 27L77 28V30L75 29V28H73V26ZM90 25H92V24H90ZM99 25H101V24H99ZM98 25V26H99ZM114 25V24H113ZM119 25V24H118ZM202 25V23H200V26ZM204 25V24H203ZM203 25L201 26V27H203ZM226 27H225V26ZM28 26V25H27ZM26 26V27H27ZM29 26H28V28H29ZM51 26V25H50ZM50 26H47V28L48 27H50ZM54 26H55V29L54 30H61L63 27H61V29H59L56 25H52V27L54 28ZM82 26V25H81ZM80 26V27H81ZM95 26V25H94ZM111 26H112V24H111ZM184 26V25H183ZM189 26V25H188ZM191 26H192V24H191ZM197 26V25H196ZM198 26H199V23H198ZM197 26V27H198ZM210 26H212V23H211V25ZM213 26H215V28H219V27H216V25H214V22H213ZM212 26V27H213ZM219 26V25H218ZM248 26V27H247ZM251 26V27H250ZM254 26H256L255 28H254ZM258 26H261V28L260 27H258ZM109 27V26H108ZM113 27V26H112ZM167 27V26H166ZM169 27V26H168ZM178 27V26H177ZM201 27H199V28H201ZM205 27V26H204ZM253 27V28H252ZM258 27V28H257ZM25 28V27H24ZM39 28V29H40ZM57 28V29H56ZM69 28L71 29V30H69ZM105 28V27H104ZM118 28V27H117ZM142 28V27H141ZM146 28V27H145ZM172 28H173V26H172ZM248 28H250V29H248ZM261 30H260V29ZM30 29V28H29ZM28 29V30H29ZM49 29V28H48ZM65 29H66V27H65ZM80 29H82V28H80ZM94 29V28H93ZM97 29V28H96ZM202 29V28H201ZM200 29V30H201ZM208 29H209V27H208ZM211 29V28H210ZM209 29V30H210ZM258 29V30H257ZM31 30V29H30ZM57 30V33L58 32H60V31H58ZM62 30H64V29H62ZM76 30V31H75ZM92 30V29H91ZM109 30V29H108ZM124 30H122V31H124ZM150 30V29H149ZM171 30V29H170ZM191 30V29H190ZM251 30V31H250ZM253 30V31H252ZM258 32H257V31ZM33 31V30H32ZM40 31V30H39ZM45 31H46V29H45ZM47 31H49L50 33H49V35L51 34L52 36H54V34H52L53 32L55 33V31H53L52 30V28L50 27V29L49 30H47ZM51 31H52V33H51ZM98 31H99V28H98ZM114 31H116L115 29H114ZM132 31V32H131ZM147 31V30H146ZM179 31V30H178ZM197 31H198V29H197ZM205 31V30H204ZM244 31V32H243ZM261 31V32H260ZM44 32V31H43ZM63 32V33H64ZM91 32V31H90ZM102 32V31H101ZM100 32V33H101ZM109 32H112V31H110L109 30ZM117 32H118V30H117ZM167 32V31H166ZM175 32V31H174ZM201 32H203V31H201ZM207 32H208V30H207ZM210 32V31H209ZM221 32V31H220ZM225 32V31H224ZM241 32H243L242 34H241ZM246 32V33H245ZM254 32H255V34H257L256 36H255V34H254ZM61 33H62V31L60 32V34H58V36H60L61 35ZM71 33V34H70ZM79 33V31L76 33V34H78ZM91 33H93V32H91ZM95 33H96V31H95ZM105 33V32H104ZM103 33V34H104ZM106 33H108L107 31H106ZM106 33H105V35H106ZM177 33V32H176ZM253 33V34H252ZM56 34V33H55ZM65 34H63L64 35V37H65ZM75 34V33H74ZM81 34H83V33H80V35ZM88 34V33H87ZM96 34H98V33H96ZM102 34V33H101ZM100 34V35H101ZM108 34H110V33H108ZM113 34H114V32H113ZM118 34H120L119 35V38H120V36L122 37V38H124L125 37V34L124 33H117V35H116V37L118 36ZM124 34V35H123ZM149 34V35H148ZM172 34V33H171ZM186 34V33H185ZM234 34V33H233ZM238 34H237V36H238ZM250 34H252L253 36H250ZM1 35V34H0ZM70 35H71V37H70ZM79 35V34H78ZM104 35V36H105ZM202 35V34H201ZM208 35V34H207ZM220 35V34H219ZM222 35H223V33H222ZM243 35H248L247 37L246 36H244L243 37ZM263 35H264V33H263ZM52 36H50L51 37V39H50V42L52 41V43H53V40L52 39H54V44H52L51 45V43L49 42L47 45V47H46V44H45V47H46V50L48 51V48H50V52H52L53 50H55V49H57V50H59V48L56 46V45H58V43L60 44V40L58 41L55 37H58L57 36V34H56V36H54V38H52ZM83 37H84V34L82 35ZM94 36V35H93ZM92 36V37H93ZM103 36V35H102ZM111 36H112V33H111ZM110 35H109V37H111ZM130 35H128V37H129ZM212 36H214V35H212ZM262 35H260V37H261ZM49 36H47V37H45V39H47V38H50ZM63 37V38H64ZM82 37V38H83ZM87 37H89L90 38V36H88L87 35ZM95 37H96V35H95ZM98 37V36H97ZM101 36H99L98 38L101 40L102 39V37L100 38ZM113 37H115V36H113ZM115 37V38H116ZM127 37V35H126V39L125 40H128V39H133L134 37H132V35L128 38ZM139 37V36H138ZM174 37V36H173ZM228 37V36H227ZM233 37H234V35H233ZM251 37V38H250ZM254 37V38H253ZM62 38V36H60V39L62 40L63 39ZM88 38V39H89ZM104 38V37H103ZM112 38V37H111ZM111 38H106V39H111ZM115 38H114V40H115ZM170 38V37H169ZM245 38H247V39H245ZM253 38V39H252ZM256 38V39H255ZM59 39V38H58ZM66 39V38H65ZM68 39H66V41L64 40L62 43H64L63 44V47H62V45H59V47L61 46L62 48V50L63 51H65L64 49H68V50H66L65 52H64V54H63V51L62 52H60V50L59 51H57L59 54H61L62 53V55L60 56L56 51H53V52H55L56 53V57H57V54H58V56L60 57H58V60H59V62H60V64H58V65H56L55 67H57V68H61V70H62V72H66L67 71V73H69L68 72V70H69V68L68 69H66L67 68V64L69 63V62H67L68 60L70 61L71 59H72V61H71V64H73V60H74V56L75 55H77V54H75L74 53V49H77V48H75L76 47V43L75 44H73L74 43V40L76 41V39H79V38H76V39H74V38H72V40H73V45L72 44H70L72 41L70 40V42H68L67 40ZM86 39V38H85ZM87 39V41L88 42H90V45L92 46V44H91V41L90 40H92V38H90V40H88ZM94 39V38H93ZM97 39V38H96ZM95 39V40H96ZM117 39H118V37H117ZM250 39V40H249ZM58 41V43L56 44V42ZM80 40V39H79ZM125 40H122V41H125ZM135 40H139V38L138 39H136V38H134V40H131V45H134L133 43L135 42ZM147 40H150V41H147ZM190 40V39H189ZM229 40V39H228ZM236 40V39H235ZM234 40V41H235ZM247 40V41H246ZM81 41L85 44V40L84 39H81ZM81 41H79L78 42V44L80 43L81 44V46H82V44L83 43H81ZM85 41V42H84ZM97 41V40H96ZM105 41V40H104ZM110 41V40H109ZM117 41V40H116ZM118 41H121V38H120V40L118 39ZM129 41V40H128ZM65 42H68V44H70V48H68L67 46H66V44L67 43H65ZM77 42V41H76ZM108 42V41H107ZM139 42L141 43L142 41H141V39L139 40ZM138 42V43H139ZM143 42V44H145ZM175 42V41H174ZM178 42V41H177ZM181 42V41H180ZM203 42V41H202ZM232 42V41H231ZM236 42V41H235ZM257 42V43H256ZM259 42H261L260 44H259ZM98 43V42H97ZM117 43V42H116ZM120 43H122V42H120ZM125 43H128V45H126L127 46V48H125L126 49V51L128 50V52H130L129 50H130V48H131V45L129 44V42H126L125 41ZM137 43V42H136ZM169 43V42H168ZM188 43V42H187ZM229 43V42H228ZM67 44V45H68ZM101 44H102V42H101ZM100 44V45H101ZM107 44V43H106ZM110 44V43H109ZM113 44V43H112ZM150 44V43H149ZM151 44V45H152ZM176 44V43H175ZM196 44V43H195ZM50 45L52 46V48L50 47ZM65 45V46H64ZM85 45H87L88 46V44H85ZM94 45H95V43H94ZM100 45H97V46H99V48H101L100 47ZM115 45V44H114ZM113 45V46H114ZM117 45H118V43H117ZM116 45V46H117ZM135 45H137V44H135ZM152 46V47H155V46ZM166 45V44H165ZM237 45H239L238 47H237ZM262 45V46H261ZM54 46L56 47L55 49H54ZM71 46L72 47H74V48H71ZM77 46H80V45H77ZM108 46V45H107ZM130 46V47H129ZM147 46V45H146ZM145 46V47H146ZM167 46H168V44H167ZM171 46H173V45H171ZM44 47V48H45ZM84 47V46H83ZM86 47V46H85ZM89 47V46H88ZM87 47V48H88ZM96 47V46H95ZM128 47H129V49H128ZM133 47V46H132ZM137 47V46H136ZM170 47V46H169ZM193 47V46H192ZM210 47H211V45H210ZM258 47H259V49H258ZM79 48V47H78ZM91 48V47H90ZM113 48V47H112ZM112 48H110V49H112ZM119 48V47H118ZM122 48V47H121ZM164 48V47H163ZM173 48V47H172ZM177 48H179V47H177ZM53 49V50H52ZM69 49H71V51H69ZM81 49L82 50H84L82 47H81ZM89 49V48H88ZM98 49V48H97ZM102 49V48H101ZM100 49V50H101ZM117 49V48H116ZM145 49V48H144ZM151 50H147V54L145 53V57H137L136 55V57L137 58H135V60H130V61H134V65L131 63V65H133L132 67L134 68V71L133 72H135V70H137V68H139V67H142V68H139L140 70H137L136 71V73L134 74L133 73V75H134V77L135 76H137L138 77V75L140 76V74H142L143 73V71L145 72V70L147 71V73L145 72V73H143V74H145L146 76H140L141 78H142V80L144 79V81H149V83H151V84H153L152 86H154V88L155 89H157V88H159L160 89V87L159 86H161V90H162V92H164L165 91V89L163 90L162 89V87L164 88L165 87V85H167V80H165V77L167 76L165 73H168L169 72V69H171V70H174V71H171L170 73H172V74H174L175 76H176V79L179 81L180 79H178L179 77V75H178V68L176 69V61L178 62L179 60L176 58V57H178V58H180V54H181V56L183 55V50L182 49H180L181 50V52H180V50L179 51H176L175 50V48H174V50L173 49H168L167 50V47L165 46V49H163V50H159L158 49V46L156 45V47H155V49L156 50H152V48H150ZM154 49V48H153ZM263 50H264V48H262ZM85 50H86V48H85ZM136 50V52H137V49H135ZM142 50V49H141ZM188 50V49H187ZM191 50V49H190ZM261 51L260 53H262V52H264V51ZM73 51V53H74V56H72V54H71V52ZM78 52H76V50H75V52L76 53H79V51H80V48H79V50H77ZM91 51H93V50H91ZM97 51V50H96ZM113 51V50H112ZM120 51H122L121 49H120ZM225 52V55H224V52ZM46 52V51H45ZM80 52H85V51H80ZM87 52V51H86ZM127 52V53H128ZM138 52L140 53V51L138 50ZM187 52V51H186ZM207 52H209V51H207ZM216 52H218V53H216ZM256 52H258V53H256ZM47 53V52H46ZM49 53V52H48ZM47 53V54H48ZM92 53H94V52H92ZM97 53V52H96ZM95 53V54H96ZM101 52H99V54H100ZM107 53H109V52H107ZM115 53H116V51H115ZM122 53V52H121ZM125 53V52H124ZM127 53H126V55H127ZM214 53L212 54L213 56H214ZM221 53H223V54H221ZM250 53H252L251 55H250ZM35 54V53H34ZM33 54V55H34ZM40 54V53H39ZM45 54V53H44ZM53 54V53H52ZM80 54V53H79ZM78 54V55H79ZM84 54V53H83ZM88 54V53H87ZM111 54H113V53H111ZM129 54H132V52L131 53H129ZM142 54V53H141ZM254 54V55H255ZM5 55L7 56V58H9L8 57V54H6V52H5ZM11 55V54H10ZM36 55V54H35ZM34 55V56H35ZM86 55V54H85ZM98 55V54H97ZM96 55V57H98ZM122 56H123V54H121ZM144 54H142L141 56H143ZM159 55H160V57H159ZM221 55V56H220ZM260 55V54H259ZM2 56H4V55H2ZM49 56H51V55H49ZM101 56V55H100ZM102 56H103V54H102ZM115 56H117V55H115ZM115 56H113V57H115ZM135 56H133V57H135ZM213 56H211V57H213ZM256 56H258V55H256ZM32 56H30V58H31ZM53 59H55L54 57H55V54H53ZM52 57H50V58H52ZM77 57V56H76ZM75 57V58H76ZM79 57H81V55L79 56ZM89 57H90V55H89ZM104 57V56H103ZM103 57H102V59H103ZM107 57H109V56H107ZM110 57H112V56H110ZM121 57V56H120ZM129 57V56H128ZM220 57V58H219ZM222 57H224V58H222ZM261 58H262V56H260ZM1 58V57H0ZM11 58H13V57H11ZM40 58H42V57H40ZM39 58V59H40ZM83 58V57H82ZM118 58H119V56H118ZM130 58V57H129ZM208 58V57H207ZM213 58V59H214ZM245 58V57H244ZM257 58V57H256ZM32 59V58H31ZM89 59V58H88ZM95 59H97V58H95L94 57V60ZM100 59V58H99ZM106 60H107V58H105ZM188 59V58H187ZM193 59H194V57H193ZM246 59V58H245ZM258 59V58H257ZM263 59H264V56H263ZM7 60V59H6ZM14 60V59H13ZM37 60H38V58H37ZM47 60H48V58H47ZM51 60V59H50ZM56 61H57V63H59L58 62V60L57 59H55ZM84 60V59H83ZM90 60V59H89ZM98 60V59H97ZM106 60H105V62H106ZM110 60H112V59H110ZM109 60V61H110ZM250 60V59H249ZM12 61V60H11ZM40 61V60H39ZM42 61H44V60H41L40 62L42 63ZM49 61V60H48ZM47 61V62H48ZM76 61V60H75ZM82 61V60H81ZM103 64H104V61H102V60H100ZM100 61H98V62H100ZM123 61V60H122ZM128 63H129V61L128 60H126ZM184 61H185V59H184ZM187 61V60H186ZM202 61V60H201ZM207 61V60H206ZM210 61H211V59H210ZM244 61H246V60H244ZM250 61H252V60H250ZM261 61H263V60H261ZM51 62V61H50ZM53 62V61H52ZM84 63H85V60L83 61ZM86 62H87V60H86ZM88 62H90V61H88ZM95 62V61H94ZM97 62V61H96ZM95 62V63H96ZM100 62V63H101ZM125 62V61H124ZM204 62V61H203ZM249 62V61H248ZM5 63V62H4ZM7 63V62H6ZM39 63V62H38ZM37 63V64H38ZM46 63V62H45ZM82 63V62H81ZM111 63V62H110ZM117 63V62H116ZM128 63H127V65H128ZM170 63V64H169ZM172 63V64H171ZM173 63H175V65H173ZM199 63V62H198ZM206 63V62H205ZM250 63V62H249ZM8 64V63H7ZM20 64V63H19ZM18 64V65H19ZM53 64H54V62H53ZM53 64L51 63V64H47L49 67H51L52 68V66H53ZM70 64V65H71ZM78 64H79V62H78ZM99 64V63H98ZM97 64V65H98ZM119 64H121V63H119ZM125 64V63H124ZM168 64L172 67V68H170V67H168ZM179 64V63H178ZM224 64V63H223ZM225 64H226V62H225ZM244 64H245V62H244ZM260 64H262V63H260ZM5 65V64H4ZM9 65H10V63H9ZM15 65H17L16 64V62H15ZM17 65V66H18ZM69 65V64H68ZM69 65V66H70ZM74 65H75V63H74ZM81 65V64H80ZM87 64H85V66H86ZM95 65V64H94ZM102 65V64H101ZM106 65V64H105ZM165 65H167V67L169 68V69H165ZM243 65V64H242ZM246 65V64H245ZM8 65H6V67H7ZM16 66V67H17ZM65 66H66V68H65ZM68 66V67H69ZM76 66H77V64H76ZM99 66V65H98ZM98 66H97V68H98ZM112 66V65H111ZM119 66V65H118ZM175 68H174V67ZM192 66V65H191ZM210 66V65H209ZM248 66V65H247ZM249 66H251V63H250V65ZM260 66V65H259ZM258 66V67H259ZM5 67V68H6ZM18 67H20L21 68V66L19 65ZM54 67V66H53ZM54 67V68H55ZM72 67H74V66H72ZM72 67H70V68H72ZM78 67V66H77ZM82 67H83V65H82ZM117 67V66H116ZM119 67H121V66H119ZM181 67V66H180ZM195 67H197V66H195ZM201 67V66H200ZM225 67V66H224ZM253 67V66H252ZM261 67V66H260ZM8 68H10V67H8ZM12 68V67H11ZM10 68V69H11ZM19 68V69H20ZM37 68H39L38 66H37ZM44 68V67H43ZM48 68V67H47ZM66 69V71H65V69ZM96 68V69H97ZM132 68V69H133ZM187 68V67H186ZM190 68V67H189ZM203 68H205V67H203ZM240 68V69H239ZM245 68H246V66H245ZM18 69V68H17ZM74 69V68H73ZM78 70H79V68H77ZM84 69V68H83ZM95 68H94V70H96ZM117 69H118V67H117ZM122 69V68H121ZM123 69H124V67H123ZM143 69V70H142ZM145 69V70H144ZM175 69H176V71H175ZM199 69V68H198ZM208 69V68H207ZM212 69H213V72H212ZM243 69V68H242ZM254 69V68H253ZM252 69V70H253ZM258 69V68H257ZM257 69H255V70H257ZM262 69H264V67L262 68ZM8 70V69H7ZM14 70H16L15 68H14ZM23 69H21V71H22ZM39 70V69H38ZM46 70V69H45ZM48 70H50V68L48 69ZM48 70H46V71H48ZM53 70V69H52ZM61 70H59L58 72H60ZM76 71V72H79V74H83V72H81L82 71V69H80V71ZM89 70V69H88ZM93 70V72L95 73V71ZM98 70H101V69H98ZM103 70H104V67H103ZM166 70H167V72H166ZM183 70V69H182ZM188 70V69H187ZM244 70V69H243ZM259 70V69H258ZM46 71H44L43 73L45 74V73H48V72H46ZM51 71V70H50ZM54 71V70H53ZM73 71V70H72ZM86 71V70H85ZM126 71H130V69H129V67H128V69L126 70ZM139 71V72H138ZM140 71L142 72V73H140ZM193 71V70H192ZM196 71V70H195ZM203 71V70H202ZM246 71V70H245ZM248 71V70H247ZM254 71V70H253ZM252 71V72H253ZM262 71V70H261ZM10 72V71H9ZM14 72H16V71H14ZM19 72V71H18ZM52 72V71H51ZM75 72V71H74ZM74 72H72L71 74H72V76H73V73ZM81 72V73H80ZM91 72V71H90ZM89 72V73H90ZM118 72V71H117ZM123 72H125V71H123ZM140 73V74H138V73ZM174 72V73H173ZM183 72H185V71H183ZM198 72V71H197ZM205 72V71H204ZM243 72V71H242ZM242 72H240V74L242 73ZM258 72V71H257ZM21 73V72H20ZM24 73H26V72H24ZM42 73V74H43ZM50 73V72H49ZM96 73H97V71H96ZM95 73V74H96ZM127 74H129V72H126ZM125 73V74H126ZM130 73H131V71H130ZM180 73V72H179ZM182 73V72H181ZM244 73H246V72H244ZM250 73V72H249ZM259 73H260V71H259ZM263 73H264V70H263ZM7 74V73H6ZM14 74V73H13ZM17 74V73H16ZM15 74V75H16ZM27 74V73H26ZM42 74H40V75H42ZM56 75H58L57 73H55ZM85 74H86V72H85ZM98 74V73H97ZM117 74V73H116ZM120 74V73H119ZM118 74V76H120L121 77V75H119ZM138 74V75H137ZM169 74V73H168ZM171 74V75H172ZM183 74V73H182ZM181 74V75H182ZM199 74V73H198ZM243 74V73H242ZM21 75H23V74H20L19 76H21ZM39 75V74H38ZM40 75L39 76H37V77H40ZM51 74H49L48 76H50ZM52 75H54L53 73H52ZM51 75V76H52ZM123 75V74H122ZM131 75V79H132V74H130ZM130 75H128V76H130ZM163 75H166V76H163ZM174 75H172V76H174ZM203 75V74H202ZM205 75V74H204ZM244 75V74H243ZM248 75V74H247ZM255 75H256V73H255ZM261 75V74H260ZM11 76H12V74H11ZM24 76V75H23ZM44 76V75H43ZM43 76L40 78L41 79V81H42V79H43ZM46 76V75H45ZM63 76H65V75H63ZM77 76V75H76ZM86 76V75H85ZM85 76H84V78H85ZM90 76V75H89ZM128 76H127V79H128ZM257 76V75H256ZM259 76V75H258ZM258 76H257V78H258ZM26 77V76H25ZM32 77V76H31ZM30 77V79H32ZM62 77V76H61ZM69 77H71V76H69ZM78 77H79V75H78ZM91 77H92V75H91ZM117 77V76H116ZM162 77H164V79L162 78ZM169 77H170V74H169ZM168 77V78H169ZM178 77V78H177ZM186 77H188V78H186ZM199 77H201V76H199ZM248 77V76H247ZM250 77H251V74H250ZM264 77V76H263ZM5 78V77H4ZM18 78V77H17ZM27 78H28V76H27ZM44 78H46V77H44ZM57 78V77H56ZM67 78V77H66ZM82 78V77H81ZM87 78V77H86ZM97 78V77H96ZM122 78H124V76H122ZM141 78H139L138 80L141 82V83H143L142 82V80H141ZM182 78V80L181 81H184L185 80V83L183 82V85H184V87L186 86V89L188 90L187 91V93H188V95L189 94H191L192 92V88H193V90H195L196 88H200V87H197V80H196V78L194 77V73H192L191 71H189V72H187V75L185 76V78H183V76L181 77ZM193 78L196 80H193ZM203 78V77H202ZM237 78V79H236ZM10 79H12V77L10 78ZM34 79V78H33ZM32 79V80H33ZM39 79V78H38ZM49 79V78H48ZM59 79V78H58ZM74 79V78H73ZM72 79V80H73ZM83 79V78H82ZM89 79V78H88ZM91 79V78H90ZM126 79V80H127ZM136 79V78H135ZM163 79V80H162ZM170 79V78H169ZM171 79H172V77H171ZM184 79V80H183ZM205 79V78H204ZM207 79H205V80H207ZM240 79L241 80H245L244 81V83L242 82V86H241V82H240V85H239V81H240ZM256 79V78H255ZM261 79V78H260ZM0 80H1V78H0ZM13 80V79H12ZM29 80V79H28ZM27 80V81H28ZM36 80V79H35ZM44 80V79H43ZM47 80V79H46ZM54 80V78L52 79V81ZM61 80V79H60ZM70 81H71V78L69 79ZM68 80V81H69ZM86 80V79H85ZM92 80V79H91ZM94 80H96V79H94ZM111 80V79H110ZM137 80V82L138 83H136V84H138L139 85V81ZM165 80V82H166V84L165 83H160L161 81H164ZM174 80H175V78H174ZM187 80V81H186ZM204 80V81H205ZM5 81V80H4ZM8 81V80H7ZM15 80H13L12 82H14ZM26 81V82H27ZM40 81V80H39ZM73 81H75V80H73ZM90 81V80H89ZM89 81H87V82H89ZM104 81V80H103ZM121 81V80H120ZM122 81H124V80H122ZM121 81V82H122ZM133 81V80H132ZM172 81V80H171ZM171 81H169V82H171ZM180 81V82H181ZM247 81H248V79H247ZM251 81V80H250ZM258 79H256L255 80V87H251V86H249L248 85V88L249 87H251V89L253 88H256V85H258L259 83H258ZM9 82H11V81H9ZM31 82V81H30ZM35 82V81H34ZM44 83L46 82V81H43ZM48 82V84H50V82L49 81H47ZM46 82V83H47ZM54 82H55V80H54ZM56 82H59V81H56ZM63 82V80L61 81V83ZM78 82H79V80H78ZM92 82V81H91ZM97 82V81H96ZM99 82V81H98ZM98 82H97V84H98ZM126 82V81H125ZM173 83H170V85L171 84H173L174 85V81H172ZM3 83H5V82H3ZM32 83V82H31ZM37 83H39V82H37ZM53 83V82H52ZM86 83V82H85ZM92 83H94V82H92ZM92 83H90V84H92ZM113 83V82H112ZM124 83V82H123ZM122 83V84H123ZM144 83H146V82H144ZM143 83V84H144ZM194 83L196 84L195 86H194ZM200 83V82H199ZM8 84V83H7ZM6 84V85H7ZM24 84H26L25 82H24ZM54 84V83H53ZM65 84V83H64ZM71 84V83H70ZM70 84H68V85H70ZM76 84V83H75ZM74 84V85H75ZM81 84V83H80ZM84 84V83H83ZM87 84V83H86ZM96 84V83H95ZM94 84V87L96 86ZM125 84V83H124ZM135 84V85H136ZM180 84H182V83H180ZM247 84V83H246ZM251 84H252V82H251ZM261 84H262V82H261ZM3 85V84H2ZM12 85V84H11ZM27 85V84H26ZM29 85H30V83H29ZM33 85V84H32ZM55 85H56V83L54 84V87L53 88H55ZM62 85V84H61ZM100 85V84H99ZM109 85V84H108ZM112 85V84H111ZM118 85V84H117ZM148 85V84H147ZM164 85V86H163ZM169 85V84H168ZM168 85H167V87H168ZM172 85V86H173ZM179 85V84H178ZM177 85V82H176V85H174V86H178ZM198 85H200V84H198ZM254 85V84H253ZM31 86V85H30ZM35 86V85H34ZM36 86H39L38 84H36ZM59 86H60V83L58 84V88H59ZM75 86H77V85H75ZM91 85H89V87H90ZM137 86V85H136ZM141 86V85H140ZM151 86V87H152ZM156 86V87H155ZM180 86V85H179ZM240 86L242 87V88H240ZM9 87V86H8ZM45 87H47L46 85H45ZM50 87H52V86H48V88H50ZM61 87V86H60ZM65 87V88H64ZM78 87H79V84H78ZM81 87V86H80ZM85 87H88L87 85L85 86ZM93 87V86H92ZM97 87V86H96ZM139 86H137V88H138ZM142 87H144L143 85H142ZM142 87L140 88V89H142ZM194 87H195V89H194ZM3 88V87H2ZM25 88H26V86H25ZM38 88V87H37ZM43 88H44V86H43ZM48 88H46V90H48ZM63 88L64 89H66V86L65 85H63ZM68 88H69V86H68ZM72 88H74V87H72ZM84 88V87H83ZM146 88V87H145ZM154 88L152 87V89L154 90ZM166 88V87H165ZM179 88H181L180 90H182L183 91V94H185L186 95V93L184 92V89L185 88H182V87H179ZM240 88V89H239ZM262 88H264V86L262 87ZM31 89V88H30ZM33 89V88H32ZM57 89V88H56ZM61 89V88H60ZM70 89H71V87H70ZM70 89H68V90H70ZM75 89V88H74ZM87 89V88H86ZM86 89H82V90H85V91H88V90H86ZM93 89H95V88H93ZM139 89V88H138ZM138 89H137V92H138ZM149 89V88H148ZM158 89V90H159ZM168 90L166 91V92H168L170 89H169V87L167 88ZM186 89H185V91H186ZM227 89H228V91H227ZM230 89V90H229ZM1 90V89H0ZM28 90V89H27ZM46 90H44L45 92H46ZM50 90H52V88L50 89ZM49 90V91H50ZM144 90H146V89H144ZM174 90H175V92H174ZM178 90V89H177ZM176 89H171L170 91H173L174 92V94L176 93V91H177ZM179 90V91H180ZM200 90V89H199ZM224 90V93L222 92ZM248 90V89H247ZM261 90V89H260ZM29 91V90H28ZM30 91H32V90H30ZM42 91V90H41ZM43 91V92H44ZM55 91V90H54ZM141 90H139V92H140ZM152 91V90H151ZM156 92H157V90H155ZM179 91H177V94H179L178 92ZM202 91V90H201ZM204 91H203V93H204ZM242 91H244V90H242ZM254 91V90H253ZM264 91V90H263ZM43 92H41L42 94H43ZM44 92V93H45ZM76 92V91H75ZM89 92V91H88ZM94 92V91H93ZM134 92H136V91H134ZM136 92V93H137ZM138 92V93H139ZM142 92H144V91H142ZM190 92V93H189ZM194 92H196V91H193V94H194ZM246 93H247V96H249V94H248V91H245ZM0 93H2V92H0ZM37 93V92H36ZM40 93V92H39ZM40 93V94H41ZM57 93H60V92H58L57 91ZM81 93V92H80ZM79 93V94H80ZM95 93V92H94ZM147 93V92H146ZM145 93V94H146ZM159 93H161V91L159 92ZM181 93V92H180ZM198 93H200L199 91H198ZM202 93V92H201ZM202 93V94H203ZM222 93V94H221ZM245 93V94H246ZM255 93V92H254ZM264 93V92H263ZM31 94H32V92H31ZM40 94H38V95H40ZM42 94H41V97L40 98H42L43 96H42ZM46 94V93H45ZM63 94V93H62ZM65 94V93H64ZM98 94V93H97ZM99 94H101L100 92H99ZM134 94V93H133ZM163 94V93H162ZM167 94H169V93H167ZM196 94H197V92H196ZM219 94H221V97H218V96H220ZM238 94H239V98L237 97L238 96ZM251 94V93H250ZM33 95V94H32ZM44 95V94H43ZM71 95H72V93H71ZM73 95H74V92H73ZM80 95H82V94H80ZM91 95V94H90ZM179 95H181V94H179ZM188 95H186V96H188ZM205 94H203L201 97H202V99H204V98H206L205 96H206ZM207 95V96H208ZM227 95V96H228ZM242 95H244V94H242ZM45 96V95H44ZM46 96H47V94H46ZM77 96V95H76ZM76 96H74V97H76ZM86 96V95H85ZM85 96H84V98H83V101H84V99H85ZM122 96V95H121ZM121 96H120V99H121ZM124 96V95H123ZM136 96V95H135ZM145 96V95H144ZM143 96V94H142V98L144 97ZM164 96V95H163ZM162 96V97H163ZM168 96V95H167ZM190 96V95H189ZM191 96H192V98H194V96H199L200 97V95H192L191 94ZM244 96H246V95H244ZM244 96H242V98L244 97ZM258 96V95H257ZM264 96V95H263ZM29 97V96H28ZM38 96H36V98H37ZM60 97V96H59ZM62 97H64V95H62ZM80 97H83V96H80ZM79 97V98H80ZM88 97H89V95H88ZM91 97H93V94H92V96H90V98ZM99 96H97V98H98ZM102 97V96H101ZM111 97H113V96H110V98ZM118 97H119V95H118ZM134 97V96H133ZM148 97V96H147ZM161 97V96H160ZM175 97H176V94H175ZM197 97H195L196 99H197ZM199 97H198V99L196 100L195 98V102L196 101H199ZM200 97V98H201ZM251 97H254V94L253 95H251ZM31 98V97H30ZM32 98H34V97H32ZM43 98H45V97H43ZM66 98H68V97H66L65 96V99ZM86 98H87V96H86ZM94 98H96V96L94 97ZM108 98V97H107ZM138 98V97H137ZM141 98V99H142ZM173 98V97H172ZM208 98H209V96H208ZM207 98V99H208ZM226 98V97H225ZM228 98H229V96H228ZM58 99V98H57ZM61 99V98H60ZM70 99V98H69ZM78 99V98H77ZM126 99V98H125ZM134 99H135V97H134ZM165 98L163 97V99H161V100H164ZM175 99V98H174ZM184 99V98H183ZM188 99H191V97H189V98H187V100ZM206 99V100H207ZM243 99H245V98H243ZM252 99V98H251ZM251 99H249L248 101H250ZM24 100H25V98H24ZM64 100V99H63ZM89 100L91 101V99H88V102H89ZM97 100V99H96ZM102 100V99H101ZM104 100V99H103ZM127 100V99H126ZM133 100V99H132ZM152 100V99H151ZM156 101L154 102V100L152 101V102H154V105L152 104V106L150 107V105L151 104H149V103H152L151 101H149L148 100V104H149V107H145V108H152L153 106V110L152 111H155V110H157L158 109V111L160 110V108H161V111L163 110L162 109V106H161V104H158L157 102H159V101H157V100H160V99H155ZM209 100V99H208ZM207 100V101H208ZM214 99H212L211 101H215ZM227 100V99H226ZM226 100H225V102H226ZM229 100H230V98H229ZM247 100V99H246ZM254 100V99H253ZM262 100V101H261ZM261 100H257L259 103V105L261 106L260 108L262 109V107H264L263 105L264 104H261L262 102L264 103V100L263 99H261ZM25 101H27V100H25ZM31 101V100H30ZM86 101V100H85ZM98 101H100V100H98ZM128 101V100H127ZM140 101V100H139ZM143 101V100H142ZM141 101V102H142ZM164 101H166V99L164 100ZM169 101H170V99H169ZM172 101H173V99H172ZM172 101H170V104H171V102ZM203 100H201L200 102H202ZM222 101V100H221ZM243 101V100H242ZM248 101H246V104H247V102ZM33 102V101H32ZM57 102H59V100L57 101ZM61 102V101H60ZM93 101H91V105L93 104L92 103ZM97 102V101H96ZM112 102H113V100H112ZM126 102V101H125ZM136 102L138 103V101H135V103L134 102H132L133 103V107L136 105ZM174 102V101H173ZM206 102V101H205ZM217 102V101H216ZM222 103L223 105L224 104H226L225 106H231V104H229L230 103V101H228V105H227V103ZM251 102V101H250ZM67 103V102H66ZM68 103H71L69 100H68ZM90 103V102H89ZM98 103V102H97ZM105 103V102H104ZM104 103L102 102L101 103V105L103 104L104 105ZM107 103H109L108 101H107ZM161 103V102H160ZM176 103V102H175ZM194 103V102H193ZM197 103V102H196ZM199 103V102H198ZM203 103V102H202ZM208 103V102H207ZM206 103V104H207ZM214 103V102H213ZM244 103H245V100H244ZM27 104H28V102H27ZM60 104V103H59ZM72 104V103H71ZM79 104V103H78ZM78 104H76L77 106H78ZM83 104V103H82ZM86 104V103H85ZM126 104V103H125ZM135 104V105H134ZM164 104L165 105H167L165 102H164ZM204 104V103H203ZM54 105V104H53ZM64 105V104H63ZM65 105H68V104H65ZM75 105V104H74ZM86 105H88V106H90L91 107V105H89L88 103L86 104ZM95 105V104H94ZM99 105V104H98ZM126 105H128V104H126ZM165 105H163L164 107H165ZM168 105H169V102H168ZM195 105H197V104H195ZM217 105V104H216ZM254 105V104H253ZM259 105H257L258 107H259ZM47 106V105H46ZM69 106H70V104H69ZM79 106H81V105H79ZM88 106H86V107H88ZM93 106V105H92ZM97 106V105H96ZM129 106V105H128ZM171 106H172V104H171ZM170 106V107H171ZM193 106V105H192ZM204 106V105H203ZM218 106V105H217ZM221 108H222V106H221V104L219 105ZM218 106V107H219ZM225 106H224V108L223 109H225ZM229 106V107H230ZM30 107V106H29ZM59 107V106H58ZM57 107V108H58ZM64 108H65V106H63ZM74 107V106H73ZM76 107V106H75ZM89 107V108H90ZM99 107V106H98ZM106 107V106H105ZM126 107V106H125ZM220 107H219V109H220ZM254 107V106H253ZM44 108V107H43ZM49 108H51L50 106H49ZM62 108V107H61ZM60 107H59V109H61ZM68 108H70V107H68ZM82 108V107H81ZM84 108V107H83ZM100 108V107H99ZM145 108H143V110H145ZM169 108V107H168ZM233 108V109H234ZM248 108H249V105H248ZM45 110L47 109V108H44ZM63 109V108H62ZM61 109V110H62ZM67 109V108H66ZM76 109H78L79 110V108L77 107ZM75 109V110H76ZM87 109V108H86ZM85 108H84V112H85V110H86ZM91 110H93L92 108H90ZM104 109H106V108H104ZM103 109V110H104ZM115 109V108H114ZM137 109V108H136ZM138 109H140V108H138ZM209 109V108H208ZM217 109V108H216ZM215 109V110H216ZM228 110H233L232 108L230 109V108H227ZM226 109V110H227ZM238 109V108H237ZM261 109H260V112H261ZM40 110H41V108H40ZM49 109H47L46 111H48ZM68 110V109H67ZM72 110H73V108H72ZM77 110V111H78ZM83 110V109H82ZM143 110H142V108H141V113H142V115L144 116H142L143 117V119L144 118H148L149 117V115H147V116H145V114H147L148 112L149 113H152V111L150 112V111H148V112H145V114H143ZM147 110V109H146ZM149 110V109H148ZM171 111H172V109H170ZM228 110L227 111H225V112H227L228 113ZM253 110V109H252ZM251 110V111H252ZM257 110V109H256ZM259 110V109H258ZM60 111V110H59ZM70 111H71V109H70ZM70 111H68L69 113H70ZM90 110L88 109V110H86V112H89ZM102 111V110H101ZM139 111V110H138ZM157 111V112H158ZM164 111V110H163ZM165 111H166V109H165ZM164 111V112H165ZM174 111V110H173ZM201 111V110H200ZM208 111H210V110H208ZM224 111V110H223ZM245 112H246V109L244 110ZM263 111H264V108H263ZM258 112V113H260V115L258 114V113H255V119L257 118L256 117V114H258L259 115V117H258V122H263L264 121V112ZM49 112V111H48ZM55 112H57V109H56V111ZM55 112H53V113H55ZM71 112H73V111H71ZM76 112V111H75ZM99 113H100V111H98ZM97 112V113H98ZM103 112V111H102ZM124 112V111H123ZM137 112V110H135L134 109V114L137 116H135L134 117V115H133V117L134 118H139L138 116H140V115H137L138 113H136ZM219 113H221V111H218ZM217 112V113H218ZM235 114H236V109H235ZM238 112H242L241 111V109H239V111ZM249 112H250V110H249ZM248 112V110H247V112L246 113H244V115H249V116H247L248 117V119H251L250 117H254L253 115V112H250L249 113ZM256 112V111H255ZM45 113V112H44ZM52 113V112H51ZM61 113V112H60ZM59 113V114H60ZM69 113H67V114H69ZM79 113V112H78ZM81 113V112H80ZM93 113H94V111H93ZM148 113V114H149ZM153 113H155V112H153ZM151 114V115H155L156 116V114ZM173 113V112H172ZM175 113V112H174ZM206 113V112H205ZM217 113H216V115H217ZM231 113V112H230ZM35 114V113H34ZM37 114V113H36ZM40 114H42L43 115V113H40ZM48 114V113H47ZM46 114V115H47ZM58 114V115H59ZM84 115H85V113H83ZM95 114V113H94ZM101 114V113H100ZM121 114H122V112H121ZM125 114V112L123 113V115ZM157 114H160V113H157ZM209 114V113H208ZM207 114V116H208V118L210 117L209 115ZM215 114V112H213L212 114H210L211 116L212 115H214ZM223 114H224V112H223ZM233 114V113H232ZM251 114H252V116H251ZM31 115V114H30ZM33 115V114H32ZM49 115V114H48ZM53 115V114H52ZM56 116H57V118H52V117H50V118H44V122H43V119H42V122L43 123H45V127H46V129H47V132L46 133H48L49 131H51L52 130V128H55V129H53L51 132H53L54 133V135L55 134H57L58 132H56L55 133V130H56V128L57 129H59L58 131H62V129H60V128H58V127H55V126H60L61 125V127H62V124L63 123H66V121L64 122V120H66V117L64 118V117H59L57 114H55ZM81 116H82V113L80 114ZM127 115V112H126V114L124 115V116H126ZM161 115V114H160ZM173 115V114H172ZM205 115V114H204ZM225 115H226V113H225ZM231 115V114H230ZM230 115H229V117H230ZM244 115H242L241 114V116H243L244 117ZM51 116V115H50ZM72 116V115H71ZM77 116V115H76ZM94 116V115H93ZM119 116V115H118ZM124 116L122 117L123 119H124ZM203 116V115H202ZM236 116H237V114H236ZM235 116V117H236ZM37 118L38 117H41V115L39 116L38 114H37V116H36ZM47 117H49V116H47ZM55 117V116H54ZM69 117V116H68ZM74 117H75V113H74ZM84 118H85V116H83ZM95 117V116H94ZM97 117V116H96ZM104 117V116H103ZM129 117V116H128ZM133 117L131 116L130 118H132L133 119ZM159 117V116H158ZM193 117V116H192ZM215 117L216 116H214V118L213 119H215ZM218 117H219V115H218ZM227 117V116H226ZM225 117V118H226ZM232 117V118H231ZM231 117H230V119H233V120H235L236 118H233V116L231 115ZM31 118H33V117H31ZM62 118V119H61ZM64 118V119H63ZM90 118V117H89ZM101 118V117H100ZM106 118V117H105ZM111 118H113V119H115V117H111ZM120 118V117H119ZM126 118H127V116H126ZM125 118V119H126ZM151 119H152V117H150ZM156 118H157V116H156ZM163 118V117H162ZM167 118V117H166ZM173 118V117H172ZM246 118V117H245ZM2 119V118H1ZM36 119V118H35ZM68 119V118H67ZM78 119H79V116H78ZM77 119V120H78ZM110 119V118H109ZM108 119V120H109ZM124 119V120H125ZM142 119V121H144ZM153 119H155L154 117H153ZM206 119V118H205ZM242 119V118H241ZM240 119V120H241ZM244 119V118H243ZM31 120V119H30ZM69 120V119H68ZM67 120V121H68ZM75 120V119H74ZM87 120H88V118H87ZM86 120V121H87ZM108 120H107V118H106V123H105V126L106 125H108V123H110V120H109V122H108ZM122 120V119H121ZM131 120V119H130ZM133 120H135V121H137V119H133ZM160 120H161V118H160ZM170 120V119H169ZM201 120V119H200ZM208 120V119H207ZM212 120V119H211ZM210 120V121H211ZM222 120V119H221ZM251 120H254V118L253 119H251ZM3 121V120H2ZM47 121V122H46ZM71 121V120H70ZM79 121V120H78ZM90 121V120H89ZM88 121V122H89ZM93 121H95V120H93ZM127 121V120H126ZM214 121V120H213ZM227 121V119L225 120V122ZM232 121V120H231ZM236 121V120H235ZM234 121V122H235ZM238 121V120H237ZM36 122V121H35ZM37 122H38V120H37ZM40 122V121H39ZM98 122V121H97ZM103 122V121H102ZM111 122H112V120H111ZM128 122V121H127ZM139 122H140V119H139ZM151 122H153V120L151 121ZM155 122H157V121H155ZM168 122V121H167ZM247 122V121H246ZM251 122V121H250ZM257 122V123H258ZM3 123H5L6 124V122H5V120H4V122ZM76 123H77V121H76ZM80 123V122H79ZM83 123V122H82ZM91 123H93V122H91ZM90 123V124H91ZM115 123H117V122H115ZM142 123V122H141ZM145 123V122H144ZM163 123V122H162ZM228 123V122H227ZM253 123V122H252ZM252 123H250V124H252ZM39 124V123H38ZM41 124V123H40ZM71 124H72V121H71ZM78 124V123H77ZM76 124V125H77ZM97 124V123H96ZM101 124V123H100ZM124 124H126V123H124ZM146 124H147V122H146ZM145 124V125H146ZM165 124V123H164ZM163 124V126H165ZM213 124V123H212ZM2 124H0V126H1ZM27 125V124H26ZM66 125V124H65ZM64 125V126H65ZM75 124H73L72 126H74ZM103 124H101V126H102ZM121 125V124H120ZM123 125V124H122ZM136 125V124H135ZM138 125V124H137ZM136 125V126H137ZM144 125V126H145ZM152 125H154V123L152 124ZM152 125H150L151 127H152ZM169 125V124H168ZM211 125V124H210ZM245 125V124H244ZM254 125V124H253ZM69 126V125H68ZM99 126V125H98ZM148 126V125H147ZM155 126H156V124H155ZM208 126V125H207ZM227 126V125H226ZM247 127H248V125H246ZM256 126V125H255ZM258 126H259V124H258ZM262 126H264L263 125V123H262ZM8 127V124H7V126L5 127V125H4V128H7ZM26 127V126H25ZM75 127V126H74ZM86 127V126H85ZM94 127H95V125H94ZM113 126H111V128H109V129H111L112 131H113V129L114 128H112ZM114 127H115V125H114ZM224 127V126H223ZM3 128V127H2ZM27 128V127H26ZM36 128V127H35ZM35 128H32V129H35ZM40 128V127H39ZM118 128V127H117ZM126 128V127H125ZM140 127H138V129H139ZM157 128V127H156ZM155 128V129H156ZM201 128V127H200ZM256 128H258V127H256ZM262 128V127H261ZM0 129H1V127H0ZM20 129V128H19ZM25 129V128H24ZM66 129V128H65ZM65 129H63V130H65ZM69 129V128H68ZM81 128H79V130H80ZM100 129H102V128H99V131H100ZM106 129H107V127H106ZM119 129H120V127H119ZM132 129V128H131ZM137 129V128H136ZM147 129V128H146ZM150 129H154V126H153V128H150ZM161 129H162V127H161ZM167 129V128H166ZM171 129V128H170ZM263 129V128H262ZM4 130H6V129H4ZM8 130H9V128H8ZM27 130H29V128L27 129ZM37 130V129H36ZM43 130H44V128H43ZM70 130H71V128H70ZM77 129H75L74 130V132L73 133H76V132H78V130L76 131ZM94 130V129H93ZM92 130V131H93ZM97 129H95V131H96ZM133 130V129H132ZM141 129H139V130H136L135 132H134V134L136 135V133L138 134V132H141L140 131ZM160 130V129H159ZM159 130H157V131H159ZM168 130V129H167ZM196 130V129H195ZM194 130V131H195ZM7 131V130H6ZM23 131H26V130H23ZM32 131H34V130H32ZM32 131H30V132H32ZM39 131V130H38ZM42 130H41V128H40V131L39 132H41ZM66 131H68V130H66ZM110 130H105V132H103V134H104V137H102V136H100L101 137V139L98 141V143L97 142H94L93 141V143L91 142H89V141H91V140H89L88 141V139H84L83 140V142L81 143L82 145H80L79 147H80V149H81V151L79 150V148H78V150L80 151L79 153L81 154L80 156H81V158H78V157H76L75 155H73V151H72V153L71 152H67V155L71 158V157H76L77 158V161L74 159V165H76V166H78L77 164H78V162H83L84 164L83 165H85L86 167H84L85 168V170H83L82 168H80V170L82 169L84 172H85V174H83V175H85V179L89 176V175H91L92 173H93V165H91L90 164V159H91V155H93V154H96V155H99V154H102V151L104 150V149H102V151H101V148H100V146L101 145H103L104 143H105V145L106 144H110V143H112V136L114 135H117V134H115V129H114V132H111L110 131V134L108 133ZM119 131V130H118ZM121 132H122V130H120ZM138 131V132H137ZM143 132H144V129L142 130ZM146 131V130H145ZM165 131V130H164ZM170 131V130H169ZM169 131H168V133H169ZM193 131V130H192ZM197 131V130H196ZM260 131V130H259ZM3 132H5V131H2V134H3ZM50 132V133H51ZM63 132L64 131H62V134H63ZM80 132V131H79ZM124 132L125 131H123L122 132V138L123 137H125L124 135H126L127 134V132H125V134H124ZM148 132V131H147ZM156 132V131H155ZM252 132V131H251ZM254 132V131H253ZM256 132V131H255ZM1 133V132H0ZM7 133H9V132H7ZM44 134H45V132H43ZM42 133V134H43ZM50 133H48L49 135H46V137H49L50 136ZM94 133V132H93ZM96 133H97V131H96ZM95 133V134H96ZM151 133V132H150ZM150 133H149V135H150ZM152 133H153V131H152ZM198 133V132H197ZM6 134V133H5ZM10 134V133H9ZM28 134V133H27ZM27 134H25V135H27ZM41 134V133H40ZM39 134V135H40ZM60 134V133H59ZM90 134V133H89ZM108 134V135H107ZM130 134L131 133H129L128 134V136H130ZM133 134V133H132ZM140 134V133H139ZM138 134V135H139ZM143 134L144 133H141V135L143 136ZM148 134V133H147ZM154 134V133H153ZM155 134H158V133H155ZM154 134V135H155ZM163 134H165V132H163ZM171 134V133H170ZM33 135H34V133H33ZM33 135H30V137L31 136H33ZM86 135H88V134H86ZM94 135V134H93ZM99 135V134H98ZM112 135V136H111ZM119 135H120V133H119ZM118 135V136H119ZM138 135H136V141L133 139H130L129 137H128V140L127 141H129V139H130V141H135V142H133L134 144H136L137 143V136ZM193 135V134H192ZM223 135V134H222ZM248 136H249V138H251V139H247V141L248 142H246L247 144H249V142H250V140H253V138L257 135H255V136H253V135H249V134H247ZM1 136V135H0ZM4 136V135H3ZM6 137L8 136L7 134L5 135ZM35 136V135H34ZM37 136V135H36ZM53 136V134L51 135V137ZM55 136H57V135H55ZM62 136H64V134L62 135ZM79 136V135H78ZM90 136H92V134L90 135ZM97 135H95V137H96ZM110 136V137H109ZM113 136V137H114ZM134 135H132V136H130V137H133ZM161 136V135H160ZM159 136V137H160ZM164 136V135H163ZM241 136V135H240ZM239 136V137H240ZM246 136V135H245ZM248 136H246V137H248ZM259 136H260V134H259ZM263 136V135H262ZM17 137V136H16ZM20 137V136H19ZM24 137V136H23ZM27 137V139H28V137L29 136H26ZM38 137V136H37ZM59 137H61L60 135H59ZM84 137V136H83ZM99 137V136H98ZM167 137V136H166ZM196 137H197V135H196ZM196 137H194L195 139H196ZM229 137V136H228ZM246 137H244L245 139H246ZM1 138V137H0ZM3 138V137H2ZM11 138V137H10ZM22 138V137H21ZM32 138V137H31ZM43 138H45V137H43ZM42 138V139H43ZM66 138V137H65ZM71 138H74V134H73V137H71ZM86 138V137H85ZM108 138H111V139H109V143H108ZM114 138H116V136L114 137ZM113 138V139H114ZM120 138V136L117 138V139H119ZM139 138V137H138ZM154 138H155V136H154ZM179 138V137H178ZM193 138V137H192ZM205 138H207V137H205ZM257 138V137H256ZM26 139V140H27ZM33 139H35L34 137H33ZM47 139H49V138H47ZM46 139V140H47ZM51 139V138H50ZM55 139V138H54ZM63 139V138H62ZM69 139L70 138H68V141H69ZM91 139V138H90ZM95 139V138H94ZM105 139V140H104ZM125 139H127L126 137H125ZM169 139V138H168ZM167 139V140H168ZM177 139V138H176ZM180 139H181V137H180ZM194 139V140H195ZM213 139V138H212ZM242 139V138H241ZM258 139V138H257ZM25 140V137H24V141H26ZM31 140V139H30ZM30 140H28L29 142H30ZM36 140V139H35ZM39 140H40V137H39ZM44 140V139H43ZM46 140H44V141H46ZM60 140V139H59ZM64 140H66V139H64ZM73 140V139H72ZM151 140V139H150ZM155 140H159V139H155ZM171 140V139H170ZM174 141H175V139H173ZM172 140V141H173ZM182 140H183V138H182ZM207 140H209V138L207 139ZM236 140H238V139H236ZM260 140H262V139H260ZM9 141V140H8ZM12 141V140H11ZM15 142L17 141V140H14ZM27 141V142H28ZM41 141V140H40ZM43 141V142H44ZM53 141V140H52ZM114 141H117V140H114ZM121 141H123V140H121ZM124 141H126V140H124ZM141 141H143V140H141ZM153 141H154V139H153ZM164 141V140H163ZM163 141H162V143H163ZM177 141V140H176ZM193 141V140H192ZM204 141L206 142V140L204 139ZM215 141V140H214ZM218 141V140H217ZM242 141V140H241ZM240 141V142H241ZM243 141H244V139H243ZM242 141V143H244ZM254 142H255V138H254V140H253ZM34 142V141H33ZM57 141H55V143H56ZM65 142H67V141H65ZM78 142H80L79 140H78ZM148 142V141H147ZM146 142V143H147ZM152 142V141H151ZM160 142V141H159ZM165 142V141H164ZM171 142V141H170ZM169 142V143H170ZM187 142V141H186ZM208 142V141H207ZM213 142V141H212ZM219 142V141H218ZM233 142V141H232ZM235 142V141H234ZM237 142V141H236ZM11 143H13V142H11ZM36 143V142H35ZM39 143V142H38ZM46 143V142H45ZM44 143V144H45ZM57 143H59L60 144V142H57ZM114 143V142H113ZM112 143V144H113ZM119 143V142H118ZM126 143V142H125ZM140 144H141V142H139ZM145 143V144H146ZM152 143H154V142H152ZM157 143H158V141H157ZM168 143V144H169ZM189 143V142H188ZM209 143V142H208ZM220 143V142H219ZM237 143H239V142H237ZM251 143H252V141H251ZM16 144H18V143H16ZM28 144V143H27ZM41 144V143H40ZM43 144V145H44ZM52 144V143H51ZM69 144V143H68ZM77 144H80V143H77ZM76 144V145H77ZM128 144V143H127ZM168 144H165V145H168ZM173 144V143H172ZM171 143L169 144V145H172ZM179 144H180V142H179ZM182 144V143H181ZM196 144H198V143H196ZM218 144V143H217ZM234 144V143H233ZM233 144H231V145H233ZM240 144V143H239ZM259 144V143H258ZM29 145V144H28ZM46 145V144H45ZM55 145V148L56 149H58V147L60 146V145H57V144H54ZM67 145V144H66ZM119 145V144H118ZM125 144H123L122 145V147L124 146ZM132 145V144H131ZM137 145H139V144H137ZM143 145H144V143H143ZM164 145V146H165ZM169 145H168V147H169ZM185 145V144H184ZM212 145V144H211ZM219 145V144H218ZM230 145V146H231ZM238 145V144H237ZM254 146L253 147H255V144H253ZM14 146H15V144H14ZM57 146V147H56ZM62 146V145H61ZM64 147H65V145H63ZM69 146H70V144H69ZM126 146V145H125ZM133 146V145H132ZM176 146V145H175ZM175 146H174V148H175ZM195 146V145H194ZM199 146V145H198ZM239 146V145H238ZM244 146H245V143H244ZM247 146H249V145H247ZM246 146V147H247ZM251 146H252V144H251ZM257 146V145H256ZM260 146V145H259ZM263 146V145H262ZM68 147V146H67ZM112 147V146H111ZM111 147H109V148H111ZM113 147H115V146H113ZM127 147H128V145H127ZM167 147V146H166ZM167 147V148H168ZM173 147V146H172ZM172 147H171V149H172ZM201 147V146H200ZM250 147V146H249ZM258 147V146H257ZM261 147V146H260ZM15 148V147H14ZM13 148V149H14ZM17 148V147H16ZM36 148H38V147H36ZM54 148V149H55ZM138 148V147H137ZM144 148V147H143ZM152 148V147H151ZM167 148H165V149H167ZM197 148V147H196ZM207 148H208V146H207ZM232 148V147H231ZM241 148V147H240ZM243 148V147H242ZM32 149V148H31ZM40 149V148H39ZM43 149V151H42V153H41V155L40 156H37V157H35V158H32L31 160H30V158H29V160L28 161H26V163L28 162V164H29V166H30V169H29V167H27L28 169H29V171H28V178H27V180L29 179L31 182H32V187L31 188H34V191L36 192V189H41V192H40V190L38 191V192H40L39 194L40 195H37L36 193V195L38 196L37 198H39V196L41 197L40 199L41 200H38V202H37V204H35V206L33 207V208H31V205L29 206L31 209H32V211H31V209H30V211H31V217H30V219L28 218V217H26L25 215H27V214H25V212H22L23 214H20L21 212L19 211V207L20 206H16V205H18V203L15 205V204H13L12 202H11V200H13V199H11L10 198V192L9 193H7V194H3V196H1V197H3V200H2V203H0V240H1V242L2 243H0V264H264V163H263V165L261 166V167H254L253 168V166H251L252 168H244V167H241L240 166V168H237L236 166H237V164H236V166L234 167V164H235V162H231L230 164H227V163H224V162H220L219 163V159L215 162L214 160H213V163H215V164H212L213 166L211 167V168H208L209 169V171L208 170H206V171H208L209 173H210V175L208 176V178L210 179L209 180V182H212V183H214V185L213 186H211L210 184H208V183H204L203 181H205V180H203V181H200L198 184L200 185V187L199 188H201V193H199L198 195H200L199 196V198L198 199H196V201H195V204H194V208H195V211H189V212H191V213H189V214H187V219L186 220H188V224H187V226L185 227L184 226V228H182L181 229V225L182 224H179V223H181L179 220H180V218H179V210L177 209V207L175 206V204H176V195H175V197H173V195H171L172 197V201L171 202H175L174 204H172V206H169L170 204H168V206L169 207H171L170 208V212L169 211H167V212H169V214H168V216H167V214L165 215V216H167V217H163L162 219H161V216H160V218H158L157 220H159V223H157L156 222V224H158V228L157 229H159V231L157 232V234H158V236H160V237H158V236H156V237H158V238H161L160 239V241H158V240H156V238H154V239H152L153 238V236H155V235H151L152 236V238H149L148 237V239L145 237V235H144V237L146 238H144L143 239V241H142V244H137V243H134L133 244V246L135 245V244H137V245H135L133 248L131 247V246H128V247H126V248H124L123 249V247L121 246V244H120V246L119 245H115V242L113 243V238H114V236H110V237H108V235H107V237H108V242L107 241H105V239H101V237H103V234L104 233H107L108 234V232L110 233L111 231L115 234L116 232H120V231H122L123 232V227H125V229H124V234H127L128 235V233H127V229H126V226H127V224L128 223H130L129 222V215L130 214H128V211H124V215L123 216H121V220L119 219V218H117V219H119L120 220V222H119V226H118V228H116V229H110V228H108V224L111 226V223H110V220H111V216H112V214H114L113 213V211H114V207H115V203H117L119 206V208H121V207H124V204H122L123 202H124V200H126V199H124L125 197H124V195H121L122 197H124V198H122L121 196H115L116 194H114V191L115 192H119L117 189H118V187H116V185H113L110 181L112 180L111 178V180H109V179H105L106 177L105 176H103V174L101 175H99V178H95V179H93L92 178V180L94 181V180H96L95 182H93L92 183V181L91 182H89V179L87 180V182H79V183H77L78 181H77V179H78V177H77V179H76V177L75 176H77L76 174L78 173L76 170H74V172H67V168H66V165H65V163H63V161L61 162V161H59L58 159H54L53 160V156H51L52 154L50 153V152H52V153H54L55 154V152L53 151V150H50L49 148H47V147H45V148H42ZM41 149V150H42ZM63 149V148H62ZM77 149V148H76ZM115 149V148H114ZM125 149V148H124ZM146 149L148 150V148L146 147ZM160 149H162V148H160ZM178 148H176L175 150H177ZM191 149V148H190ZM214 149V148H213ZM225 149H226V147H225ZM234 149H236L235 147H234ZM238 149V148H237ZM236 149V150H237ZM246 149H249V148H246ZM35 150V149H34ZM69 150V149H68ZM73 150V149H72ZM108 150V149H107ZM113 151V149H110V151ZM120 150V149H119ZM128 150V149H127ZM168 150V149H167ZM170 150V149H169ZM169 150H168V152H169ZM186 150V149H185ZM188 150V149H187ZM194 150H195V148H194ZM197 150V149H196ZM195 150V151H196ZM243 150H244V148H243ZM27 151H29V150H27ZM60 151V150H59ZM70 151V150H69ZM97 151H99V153H95V152H97ZM115 151H117V150H115ZM150 151V150H149ZM190 151V150H189ZM204 151V150H203ZM209 151V150H208ZM249 151V150H248ZM254 151V150H253ZM262 151V150H261ZM64 152V151H63ZM104 152V151H103ZM114 152V151H113ZM130 152V151H129ZM151 152V151H150ZM173 152V151H172ZM180 153H181V151H179ZM186 152V151H185ZM224 152V151H223ZM229 152V151H228ZM27 153V152H26ZM32 153V152H31ZM57 153V152H56ZM117 153V152H116ZM120 153V152H119ZM187 153V152H186ZM190 153H192V150H191V152ZM204 153V152H203ZM218 153V152H217ZM231 153V152H230ZM259 153V152H258ZM109 154V153H108ZM108 154H105V155H108ZM123 154H126L125 152L123 153ZM122 154V155H123ZM146 154V153H145ZM168 154V153H167ZM173 154V153H172ZM199 154V153H198ZM228 154V153H227ZM264 154V153H263ZM59 155V154H58ZM103 155H104V153H103ZM121 155V156H122ZM129 155V154H128ZM131 155V154H130ZM171 155V154H170ZM183 155V154H182ZM191 154H189V156H190ZM197 155V154H196ZM211 154H209V156H210ZM61 156V155H60ZM79 156V157H80ZM111 156V155H110ZM134 156V155H133ZM152 156V155H151ZM201 156V155H200ZM233 156V155H232ZM236 156V155H235ZM64 157V156H63ZM66 157V156H65ZM74 157V158H75ZM93 158H95L94 156H92ZM99 157V156H98ZM104 157V156H103ZM103 157H100V158H103ZM107 157V156H106ZM115 157V156H114ZM126 157V156H125ZM124 156H123V158H125ZM138 157V156H137ZM165 157V156H164ZM174 157V156H173ZM186 157V156H185ZM196 157V156H195ZM213 157H214V155H213ZM230 157V156H229ZM49 158H52V160L51 161H49ZM59 158V157H58ZM110 158V157H109ZM133 158V157H132ZM170 158H172V157H170ZM189 158V157H188ZM204 158V157H203ZM62 159V158H61ZM67 158H65V160H64V158H63V160L64 161H68V160H66ZM69 159V158H68ZM119 159H121V158H119ZM131 161H134V160H132L131 159V157L129 158ZM151 159V158H150ZM150 159H148V160H150ZM175 159V158H174ZM184 159V158H183ZM199 159H202V158H199ZM217 159V158H216ZM221 159H222V157H221ZM241 159V158H240ZM261 159V158H260ZM95 159H93V161H94ZM106 161H107V159H105ZM168 160V159H167ZM172 160V162H173V159H171ZM190 160V159H189ZM193 160V159H192ZM205 160H208V159H205ZM239 160V159H238ZM72 161V160H71ZM75 161L77 162V164L75 163ZM92 161V160H91ZM96 161V160H95ZM99 161V163H100V159L98 160ZM105 161V162H106ZM111 161V160H110ZM109 161V162H110ZM118 161V160H117ZM128 161V160H127ZM135 161H137L136 159H135ZM151 161H153L152 159H151ZM163 161H165V160H163ZM220 161H222V160H220ZM251 161V160H250ZM16 162H17V160H16ZM22 162H24V161H22ZM102 162H103V160H102ZM104 162V163H105ZM112 162V161H111ZM114 162H116V161H114ZM119 162V161H118ZM122 162V161H121ZM140 162V161H139ZM150 161H148V163H149ZM169 162V161H168ZM171 162V163H172ZM175 162V161H174ZM179 162V161H178ZM177 162V163H178ZM187 162V161H186ZM190 162V161H189ZM197 162V164H198V161H196ZM205 162V161H204ZM208 162V161H207ZM15 163V162H14ZM18 163V162H17ZM19 163H21V161L19 162ZM25 163V164H26ZM69 163V162H68ZM93 163V162H92ZM98 163V162H97ZM137 163H138V161H137ZM141 163V162H140ZM165 163V162H164ZM170 163V162H169ZM209 163V162H208ZM228 163H229V161H228ZM21 164H23V163H21ZM24 164V165H25ZM71 164V163H70ZM82 163H80V165H81ZM94 164V163H93ZM101 164H103V163H101ZM118 164H120V163H118ZM144 164V163H143ZM142 164V165H143ZM166 164V163H165ZM168 164V163H167ZM186 164V163H185ZM189 164V163H188ZM196 164V163H195ZM205 164H207L206 162H205ZM210 164V165H211ZM247 164H249V163H247ZM246 164V165H247ZM251 164V163H250ZM17 165V164H16ZM20 165V164H19ZM98 165H100V164H98ZM97 165V166H98ZM106 165H108V164H106ZM114 165V164H113ZM132 165H133V162L131 163V166L129 167V169L132 167ZM139 165V164H138ZM137 165V166H138ZM142 165H140V167H137V168H142L141 166ZM146 165V164H145ZM150 165V164H149ZM171 165V164H170ZM172 165H173V163H172ZM171 165V166H172ZM194 165V164H193ZM200 165V164H199ZM254 165V164H253ZM256 165V164H255ZM3 166V165H2ZM103 166V165H102ZM105 166V165H104ZM104 166H103V168H104ZM116 166H117V164H116ZM134 166H135V164H134ZM148 165H146V167H147ZM154 166V165H153ZM167 166V165H166ZM166 166H164V167H166ZM179 166V165H178ZM188 166V165H187ZM190 166V165H189ZM6 167V166H5ZM83 167V166H82ZM100 167H101V165H100ZM123 167V166H122ZM128 167V166H127ZM145 167V166H144ZM146 167H145V169H146ZM170 167V166H169ZM175 167V166H174ZM182 166H179V168H181ZM191 167H194V166H191ZM199 167V166H198ZM249 167V166H248ZM11 168V167H10ZM13 168V167H12ZM23 168V167H22ZM79 168V167H78ZM102 168V167H101ZM111 168V167H110ZM116 168V167H115ZM121 168V167H120ZM150 168V167H149ZM167 168H168V166H167ZM171 168V167H170ZM173 168V167H172ZM189 168V167H188ZM206 168H207V165H206ZM262 168V169H261ZM71 169V168H70ZM73 169H76V167L75 168H72L71 170H73ZM100 169V168H99ZM105 169V168H104ZM113 169V168H112ZM112 169H110V170H112ZM117 169H118V167H117ZM126 169V168H125ZM132 169H134L133 167H132ZM143 170V172H142V170H141V172L142 173H144V172H146L147 170ZM155 169H157V168H155ZM174 169V168H173ZM187 169V168H186ZM191 169V168H190ZM196 169V168H195ZM13 170V169H12ZM27 170V169H26ZM51 170H54V172H52ZM78 170V169H77ZM95 170V169H94ZM96 170L98 171V169L96 168ZM103 170V169H102ZM109 170V171H110ZM121 170H123L122 168H121ZM152 170H153V168H152ZM160 170H162V167H161V169ZM163 170H164V168H163ZM162 170V171H163ZM172 170V169H171ZM178 170V169H177ZM181 170V169H180ZM193 170H194V168H193ZM198 170V169H197ZM8 171H10V170H8ZM14 171V170H13ZM83 171H81V172H83ZM97 171H96V173H97ZM119 171H120V169H119ZM138 171V170H137ZM154 171V170H153ZM168 171V170H167ZM166 171V172H167ZM182 171H183V169H182ZM204 171V170H203ZM108 172V171H107ZM114 172V171H113ZM131 172H132V170H131ZM131 172H128V173H130L131 174ZM133 172H134V170H133ZM169 172H170V170H169ZM168 172V173H169ZM176 173H177V171H175ZM188 172V171H187ZM23 173H25V171L23 172ZM99 173V172H98ZM125 173V172H124ZM140 173V172H139ZM138 173V174H139ZM147 174H149L150 172H146ZM145 173V174H146ZM153 173V172H152ZM164 173H165V171H164ZM171 173V172H170ZM169 173V174H170ZM183 173V172H182ZM188 173H190V172H188ZM191 173H193V172H191ZM199 173V172H198ZM26 174H27V172H26ZM79 174V173H78ZM95 174V173H94ZM111 174H112V172H111ZM115 174V173H114ZM122 173H120V175H121ZM167 174V173H166ZM175 174V173H174ZM179 174V173H178ZM177 174V175H178ZM185 174H187V173H185ZM194 174V173H193ZM202 174H204V173H202ZM206 174H207V172H206ZM25 175V174H24ZM82 175V174H81ZM93 175V174H92ZM97 174H96V176H98ZM132 176L134 175V174H131ZM150 175V174H149ZM159 175V174H158ZM171 175H173V172L171 173ZM205 175V174H204ZM216 175H218L217 177L218 178H216V179H213V177L214 176H216ZM3 176V175H2ZM21 176V175H20ZM95 176V177H96ZM113 176V175H112ZM111 176V177H112ZM118 176H119V174H118ZM117 176V177H118ZM125 176V175H124ZM127 176H128V174H127ZM130 176V175H129ZM131 176V177H132ZM135 176H137V175H135ZM141 176H143V175H141ZM152 176V175H151ZM155 176V175H154ZM153 176V177H154ZM160 176V175H159ZM166 176V175H165ZM174 176V175H173ZM187 176V175H186ZM200 176H203V175H201L200 174ZM207 176V175H206ZM4 177V176H3ZM8 177V176H7ZM92 177H94V175L92 176ZM108 177H110V176H108ZM170 177V176H169ZM190 177H192V176H190ZM195 178H197V176L195 175L194 176ZM204 177V176H203ZM211 177V178H210ZM9 178H10V176H9ZM19 178V177H18ZM23 178V177H22ZM89 178H90V176H89ZM116 178V177H115ZM127 178V180L128 179H130V178H128V177H126ZM134 178V177H133ZM160 178V177H159ZM162 178H164V177H162ZM167 178H168V174H167ZM176 178V177H175ZM193 178V177H192ZM192 178H190V179H192ZM199 178L200 177H198V181H199ZM206 178V177H205ZM121 179V178H120ZM140 179V178H139ZM138 179V180H139ZM141 179H142V177H141ZM166 179V178H165ZM185 180H186V178H184ZM183 179V180H184ZM189 179V178H188ZM189 179V180H190ZM201 179V178H200ZM133 180V179H132ZM131 180V181H132ZM134 180H136L135 178H134ZM144 180V179H143ZM170 180H172V178H170ZM184 180V181H185ZM206 180H208V179H206ZM2 181V180H1ZM0 181V182H1ZM83 181H84V179H83ZM106 181H108V182H106ZM114 182H115V180H113ZM117 181V180H116ZM118 181H121V180H118ZM117 181V182H118ZM125 182H127L126 180H124ZM129 181V180H128ZM140 181V180H139ZM142 181V180H141ZM140 181V182H141ZM167 181V180H166ZM193 181V180H192ZM196 181V180H195ZM13 182V181H12ZM29 182V181H28ZM28 182H26V183H28ZM124 182V184H126ZM134 182V181H133ZM132 182V183H133ZM144 182V181H143ZM162 182V181H161ZM170 182V181H169ZM173 182H175V180L173 181ZM179 182H180V180H179ZM190 182V181H189ZM4 183V182H3ZM11 183V182H10ZM9 183V184H10ZM55 185H54V184ZM96 183V184H95ZM116 183V182H115ZM128 183V182H127ZM137 183V182H136ZM142 183V182H141ZM145 183H148L147 181L145 182ZM151 183V182H150ZM183 183V182H182ZM193 183V182H192ZM31 184V183H30ZM51 184V185H50ZM122 184H123V180H122ZM139 185H140V183H138ZM144 184V183H143ZM142 184V185H143ZM155 184V183H154ZM158 184V183H157ZM167 184V183H166ZM173 184V183H172ZM179 185H181L180 183H178ZM187 184H188V187H190L189 186V183H188V181H187ZM194 184V183H193ZM192 184V185H193ZM197 184V185H198ZM117 185H118V183H117ZM127 185V184H126ZM125 185V186H126ZM133 185H135V184H133ZM146 185V184H145ZM144 185V186H145ZM147 185H149V184H147ZM195 185V184H194ZM196 185V186H197ZM198 185V186H199ZM47 186V187H46ZM53 186V188H54V186L56 187V189H55V195L53 194L54 192H53V190L54 189H52L51 187ZM122 186V185H121ZM129 186V185H128ZM132 186V185H131ZM150 186V185H149ZM153 186H155V185H153ZM184 186V185H183ZM17 187V186H16ZM29 187H30V185H29ZM50 187V188H49ZM96 187V189L98 190H96V191H94L95 188ZM116 187V188H115ZM123 187V186H122ZM130 187V186H129ZM128 187V188H129ZM134 187H138V186H134ZM146 187V186H145ZM171 187V186H170ZM194 187V186H193ZM1 188V187H0ZM81 190H80V189ZM126 189H127V187H125ZM182 188V187H181ZM185 188H187V187H185ZM195 188H197V187H195ZM198 188V189H199ZM2 189V188H1ZM88 189H91L92 191H90L89 190V192H86L85 194H83V197H81L82 199L81 200H76L77 201V203L76 202H74L73 203V195H75L74 193H73V191L72 190H74V191H76V194L78 195L79 194V192H78V190H80L81 192H82V190H85V191H87ZM121 188H119V190H120ZM135 189V188H134ZM137 189H139V187L137 188ZM147 189V188H146ZM151 189H153V188H151ZM170 189V188H169ZM4 190H5V188H4ZM17 190V189H16ZM29 190V189H28ZM123 190V189H122ZM131 190H132V188H131ZM136 190V189H135ZM135 190H132V191H134L135 192ZM178 190V189H177ZM180 190V189H179ZM183 190H186V189H182V191ZM188 190V189H187ZM186 190V191H187ZM190 190H191V188H190ZM189 190V191H190ZM196 190V189H195ZM200 190V189H199ZM27 191V190H26ZM30 191V190H29ZM69 191L71 192L72 191V194H70L69 193ZM141 191V190H140ZM153 191V190H152ZM156 191V190H155ZM167 191V190H166ZM185 191V193H187ZM188 191V192H189ZM198 191V190H197ZM23 192V191H22ZM22 192H21V194H22ZM96 194H95V193ZM125 192H126V190H125ZM177 192H179V191H177ZM177 192H176V194H177ZM193 192V191H192ZM198 192H200V191H198ZM197 192V193H198ZM31 193V192H30ZM29 192H28V194H30ZM123 194H124V192H122ZM133 193V192H132ZM136 193V192H135ZM138 193H139V191H138ZM144 193H145V191H144ZM158 193V192H157ZM161 193H162V191H161ZM184 193V194H185ZM195 193L196 192H193V196H192V194H188V195H190V196H192V197H195L196 195H195ZM18 194H20V193H18ZM27 194V193H26ZM128 194H129V191H128ZM131 194V193H130ZM137 194V193H136ZM150 195H151V192L149 193ZM163 194V193H162ZM182 194V193H181ZM54 195V196H53ZM81 195H82V193H81ZM80 195V196H81ZM132 195H134V194H132ZM157 195V194H156ZM178 195H180V194H178ZM178 195H177V197H178ZM183 195V194H182ZM20 196V195H19ZM26 197H29V195L27 196V195H25ZM25 196H24V198H25ZM31 197H32V195H30ZM79 196V197H80ZM128 196V195H127ZM126 196V197H127ZM143 196H144V194H143ZM159 196V195H158ZM158 196H156V197H158ZM185 196H187V195H185ZM190 196H188V198L190 199ZM12 197V196H11ZM36 197V196H35ZM152 197H154V196H151V198ZM183 197V196H182ZM13 198V197H12ZM19 198V197H18ZM18 198H17V201H18ZM21 198H23L22 197V195H21ZM107 198H111V199H113L114 201V204H113V206H105V205H107L106 203H105V201L107 200L108 201V199ZM118 198H122V200L120 201ZM141 198V197H140ZM139 198V199H140ZM144 199H145V197H143ZM151 198H149V199H151ZM169 198H170V196H169ZM186 198V197H185ZM196 198H197V196H196ZM11 199V200H10ZM27 198H25L24 200H26ZM32 199H34V198H32ZM31 199V200H32ZM53 199H55V200H63V201H66L67 202V204H66V207L68 208V209H66L65 207V209L66 210H64V211H60V207L59 208H57L58 206H59V204H58V202L56 203L58 206H56L55 205V203L53 202V201H55V200H53ZM78 199V198H77ZM115 199L117 200V202H115ZM131 199V198H130ZM160 199V198H159ZM168 199V198H167ZM180 199V198H179ZM14 200H15V196H14ZM20 200V199H19ZM30 200V201H31ZM154 200V199H153ZM153 200H151V201H153ZM156 200H157V198H156ZM169 200V199H168ZM174 200V201H173ZM186 200V199H185ZM184 200V201H185ZM22 201V200H21ZM26 201H28V200H26ZM25 201V202H26ZM36 201H37V199H36ZM36 201H35V203H36ZM40 201V202H39ZM131 201H133V200H131ZM141 201V200H140ZM139 201V202H140ZM145 200H143V202H144ZM1 202V201H0ZM20 202V201H19ZM24 202V203H25ZM34 202V201H33ZM112 202V203H113ZM138 202V203H139ZM157 202V201H156ZM161 202H163V201H161ZM161 202H160V206H161ZM188 202H190L189 200H188ZM191 202H193L192 201V198H191ZM197 202H199L198 204H197ZM21 203L22 202H20V205H21ZM89 203H92V208L89 210V211H92L91 213H89V214H85L86 212H85V210H86V208H88V206H86V204L88 205ZM105 203V204H104ZM108 203V202H107ZM125 203H126V201H125ZM133 203V202H132ZM131 203V204H132ZM142 203V202H141ZM140 203V204H141ZM148 203H149V200H148ZM147 203V204H148ZM180 203H181V201H180ZM179 203V204H180ZM26 204V203H25ZM30 204H32L33 205V203H30ZM51 204V205H50ZM116 204V205H117ZM127 204V203H126ZM131 204H128V205H131ZM134 204H135V202H134ZM153 205H154V203H152ZM158 204H159V202H158ZM162 204H164V203H162ZM167 204V203H166ZM199 204H201V205H204L203 206V208H202V210L201 209H199V206H201V205H199ZM211 204H212V206H211ZM14 205H15V208L17 207V211L16 212H20V213H16V216H13L12 214V207H14ZM61 205H63V204H61ZM65 205V204H64ZM109 205H112L111 204V202H110V204ZM135 205H137V203L135 204ZM187 205V204H186ZM190 205H192V207H193V204H190ZM22 206H24V205H22ZM27 206V205H26ZM89 206V207H90ZM121 206V207H120ZM126 206V205H125ZM149 206V205H148ZM133 207V206H132ZM137 207V206H136ZM143 207V206H142ZM145 207V206H144ZM147 207V206H146ZM150 207V206H149ZM157 207V206H156ZM167 207V206H166ZM62 208H63V206H62ZM61 208V209H62ZM77 208H78V210H77ZM117 208V207H116ZM125 208V207H124ZM124 208H122V209H124ZM155 208V207H154ZM154 208H153V206H152V208H150L151 209V211H152V209L154 210ZM194 208H192V209H194ZM24 209V208H23ZM25 209H27V207L25 208ZM24 209V210H25ZM127 209H130V208H127ZM133 209V208H132ZM139 209V207H137V210ZM161 209V208H160ZM163 209V208H162ZM161 209V210H162ZM190 209H191V207H190ZM198 209V210H197ZM15 210V209H14ZM28 210H29V208H28ZM28 210H25V211H28ZM117 210H119L118 208H117ZM134 210V209H133ZM167 210V209H166ZM203 212L204 211V215H199L200 214V212L201 211ZM121 211V210H120ZM123 211V210H122ZM129 211H131V210H129ZM148 212H150L149 210H147ZM165 211V210H164ZM198 211V212H197ZM29 212V211H28ZM79 212V213H78ZM158 212H160V211H158ZM181 212V211H180ZM187 212V211H186ZM88 213V212H87ZM118 213V212H117ZM116 213V214H117ZM139 213V212H138ZM166 213V212H165ZM182 213H183V211H182ZM181 213V214H182ZM30 214V213H29ZM133 214V213H132ZM147 214V213H146ZM149 214V213H148ZM151 214V213H150ZM149 214V215H150ZM154 213H152L147 219H145L146 220V223H145V220H144V223L145 224H147V225H152V224H154L155 223V221H153V219H154V217H156L157 218V216H154L153 215ZM160 214V213H159ZM185 214V213H184ZM203 214V213H202ZM120 215H121V213H120ZM157 215V214H156ZM163 216V215H162ZM183 216V215H182ZM45 218V220L42 222V225H41V221H42V219L43 218ZM114 217V216H113ZM130 217H134L133 215L132 216H130ZM146 217V216H145ZM159 217V216H158ZM3 218H4V220L6 219V223H8V226L9 227H7V226H5V225H3V222H4V220H3ZM12 218H14V219H12ZM26 218H28V219H26ZM179 218V219H178ZM182 219H183V217H181ZM130 219H132V218H130ZM135 217H134V221H135ZM206 219V220H205ZM26 220H29V222L28 221H26ZM133 220V219H132ZM131 220V222H133ZM184 220H185V216H184ZM186 220H185V222H186ZM205 220V221H204ZM109 221V222H108ZM115 221V220H114ZM138 221H140V219L138 220ZM138 221H135V222H138ZM179 221V222H178ZM204 221V222H203ZM1 222H2V224H1ZM5 222H4V224H5ZM45 222V223H44ZM112 222V221H111ZM153 222V223H152ZM44 223V224H43ZM152 223V224H151ZM187 223V222H186ZM115 224H117V223H115ZM135 224V223H134ZM137 224H139V223H137ZM183 224H185V223H183ZM132 225V224H131ZM7 227V228H5V227ZM130 226V225H129ZM135 226V225H134ZM140 226H141V224H140ZM144 226H146V225H144ZM65 227H66V231H65ZM111 227H113V223H112V226ZM133 227V226H132ZM135 227H138L137 225L135 226ZM115 228V227H114ZM128 228H130V227H128ZM134 228V227H133ZM146 228V227H145ZM107 229H110V231H108ZM138 229V228H137ZM146 229H148V228H146ZM152 230V229H151ZM150 230V231H151ZM154 230V229H153ZM134 231V230H133ZM141 231V230H140ZM144 231H145V229L143 230V233H144ZM149 231V232H150ZM156 231V230H155ZM155 231L153 232V231H151L152 233H155ZM66 232H67V234H66ZM111 232V233H112ZM129 232V231H128ZM142 232V231H141ZM140 232V233H141ZM148 231H147V234H149L150 235V233H149ZM198 232H199V235L201 234V240H198V241H200V243H202L201 245L202 246H200V248L197 246V245H200V243L198 242V244L197 243H195L196 241H195V238H196V236L195 237H192V236H194L195 234L194 233H197L198 234ZM57 234L54 238H53V236H54V234ZM61 233H63V234H61ZM130 233V232H129ZM137 233H139V230H138V232ZM146 233V232H145ZM41 234H45L44 235V237L43 238H45L44 240H47L48 241V245L46 244V243H44V245L42 244L43 242V240H42V238H40L39 239V237L41 236ZM113 234V235H114ZM122 234V233H121ZM124 234H122V236H124ZM146 234V235H147ZM194 234V235H193ZM101 235V236H100ZM105 235V234H104ZM116 235V234H115ZM124 236V237H128V236ZM188 235V237L190 238H188V237H186ZM212 235L214 236L213 237V240L212 241H210L209 239H210V237L212 238ZM100 236V237H99ZM134 236V235H133ZM136 236V235H135ZM135 236H134V238H135ZM139 236H140V234H139ZM150 236V237H151ZM118 237V236H117ZM174 237V238H173ZM51 238H53V240L51 239ZM101 240H100V239ZM142 238V237H141ZM197 238L199 239V237L197 236ZM196 238V239H197ZM54 239H56V240H54ZM119 241H120V239L119 238H117ZM124 239V238H123ZM122 239V240H123ZM130 239V238H129ZM131 239H132V236H131ZM40 240H42L41 242H40ZM102 240H104V241H102ZM127 240V244H125V245H130L131 243H133V241L131 242V240H130V242H128L129 240H128V238H125V241ZM134 240V239H133ZM204 240V241H203ZM53 241H56V243L55 242H53ZM95 241H97V244H95L96 242ZM99 241V242H98ZM114 241H115V238H114ZM119 241H117L116 240V243H120ZM137 241V240H136ZM136 241H134V242H136ZM59 242V243H58ZM105 242V243H104ZM91 243H93V244H91ZM99 243H100V245H99ZM104 243V244H103ZM128 243H130V244H128ZM45 244H46V246H48L47 248L46 247H44L45 246ZM113 244H114V246H113ZM124 244V242L122 243V245ZM159 244H163L162 246L160 245L159 246ZM28 245H29V247H28ZM41 245H42V247H41ZM98 245L100 246L99 248H98ZM109 246V247H107V246ZM125 245H124V247H125ZM132 245V244H131ZM140 247H139V246ZM92 246V247H91ZM93 246L94 247H97V248H93ZM112 246V247H111ZM136 246H138V247H136ZM43 247H44V249H46V250H44L43 249ZM30 248V249H29ZM96 250V251H95ZM94 251H95V253H94ZM121 255H122V257H121Z\"/></svg>",
	"mask_w": 264,
	"mask_h": 264
}]
</instances>
